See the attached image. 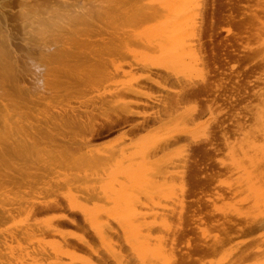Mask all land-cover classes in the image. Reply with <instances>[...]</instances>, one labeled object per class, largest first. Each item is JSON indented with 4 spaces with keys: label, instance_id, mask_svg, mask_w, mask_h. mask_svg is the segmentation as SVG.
Returning <instances> with one entry per match:
<instances>
[{
    "label": "bare ground",
    "instance_id": "6f19581e",
    "mask_svg": "<svg viewBox=\"0 0 264 264\" xmlns=\"http://www.w3.org/2000/svg\"><path fill=\"white\" fill-rule=\"evenodd\" d=\"M203 1V0H202ZM257 0H255V3H256ZM264 1V0H263ZM5 2V0H4ZM10 2V0H9ZM12 4H16L17 5V9L16 11H13L15 8H3L2 7H6V5H8V1H7V4L3 5V0L1 1L0 4H2L3 6H0V71L1 73L3 72L2 70H4V68L7 67V69H11L10 67L13 66L14 62L16 63V61H10L12 60L11 56V51L12 49H10V41L12 42V40H16V41H19L17 40L18 38L14 39L16 36L14 33L15 31L19 28L21 30V34L18 33V37H23L22 39H28L29 40H32L33 42V45L32 44H29L31 46V52L34 50L38 53V55H40L41 59L40 60H43L44 64H47L48 62V59L51 58V57H54L55 55L57 56V53H59V51L56 52H52L53 49L52 48V45L54 46L55 44H52V42H57L59 43L60 45H62L61 43H65L66 41H73L74 43L77 42V40H81L82 44H83V41L82 40H85L86 42H88L87 40H93L94 42H98L100 45H102L103 47L105 46V50L107 49L106 48V45H110L111 42L109 43H106L108 39V41H111V39H114L116 38L119 42H123V38H126L129 39H134L135 41L137 40L138 43H140L141 41H144L149 47H152L154 49H157L155 52H157V56H156V53L154 56V58H152L153 60V63H150V64H153L152 68L151 66L148 64H145V65H148L150 66L149 68L153 69V70H159V71H165L167 73H170L172 74L174 71H175V74L177 73H180L181 76L186 80V81H191V77L194 79V71H196L195 69V61H196V56L197 53L195 54L194 49L196 46H197V42L199 41V39L204 35L200 36L198 38V40H196L198 37V34L197 32L199 33L198 29L199 27H201V25H199L200 21L197 19L198 17L196 16L197 14V9L200 8V0H11ZM247 2V1H246ZM252 2V1H251ZM258 2V1H257ZM6 3V2H5ZM262 3V2H261ZM264 3V2H263ZM202 4V2H201ZM264 5V4H262ZM10 6V5H9ZM219 6V5H218ZM221 6V4H220ZM228 6V4H227ZM255 6V5H254ZM258 6V5H257ZM11 7V6H10ZM264 7V6H262ZM203 8L205 9V6H203ZM222 8V7H221ZM244 8V7H243ZM254 10L257 8V7H253ZM13 9V10H12ZM215 9V8H214ZM218 9V8H216ZM215 9V10H216ZM5 10H9L8 12L5 11ZM12 13L14 12V15L10 18L9 17V14L11 11ZM200 10V9H199ZM259 11V10H257ZM204 10H201V13H202V16H204L203 14ZM214 12V11H213ZM234 13V12H233ZM259 13V12H258ZM8 16H7V15ZM11 14V13H10ZM199 15L200 12H199ZM259 15H261V13H259ZM15 16V17H14ZM8 18V19H7ZM13 18H16L17 19V26L14 27L13 23L11 25L10 22H8L9 19H12ZM201 18V17H200ZM262 19H264L263 17H260ZM207 19V18H206ZM197 20L199 21V23H197ZM202 20V19H201ZM211 20V19H210ZM259 21V20H258ZM202 22V21H201ZM210 22V21H209ZM260 22H261V19H260ZM138 23H141L139 25V27L142 28V26L144 27L143 30H140V29H136V30H133L132 28H130L128 31H124V30H127V29H122L125 24H127L128 26H132V25H135L137 27ZM208 23V22H207ZM257 23V22H256ZM255 23V24H256ZM201 24V23H200ZM205 24V22H204ZM210 24V23H209ZM228 24V23H227ZM240 24V23H239ZM215 25V23H214ZM213 25V26H214ZM262 25V24H261ZM130 26V27H131ZM202 26H203V23H202ZM240 26V25H239ZM252 26V25H251ZM257 26V25H256ZM259 27H261L259 24H258ZM264 26V25H263ZM262 26V28H258V31L259 29H264V27ZM126 28V27H125ZM253 30L255 29V27H253ZM132 29V30H131ZM202 29V28H201ZM210 29V28H209ZM250 29V28H249ZM248 30V29H247ZM251 30V29H250ZM257 30V28L255 29ZM14 31V32H13ZM200 31H203V30H200ZM263 31V33H261ZM262 31H259L258 33H261L259 35H262L264 34V30ZM13 32V33H12ZM257 32V31H256ZM203 33V32H202ZM200 33V34H202ZM14 34V36H12ZM246 34V33H245ZM253 34V33H252ZM255 31H254V35H255ZM258 35V34H257ZM259 35L256 36L255 35V44L256 46L258 45V40H256L257 38H259ZM126 36V37H125ZM21 37H20V40H21ZM107 37V38H105ZM111 37V39H110ZM114 37V38H113ZM207 37V36H206ZM262 37V36H260ZM110 39V40H109ZM130 39V40H131ZM260 39V38H259ZM264 38L260 39V40H263ZM23 40V41H25ZM44 40H49V41H52L50 44L51 45H48L46 42H44ZM15 41V42H16ZM22 41V40H21ZM84 41V42H85ZM92 41V42H93ZM129 41V40H128ZM31 42V41H29ZM31 42V43H32ZM80 42V43H81ZM90 42V41H89ZM125 42V41H124ZM200 42L201 39H200ZM199 42V43H200ZM260 42V41H259ZM264 43V40L262 41ZM260 42V43H262ZM17 43V42H16ZM20 43V41H19ZM17 43V44H19ZM28 44V42H26ZM131 43L130 41L128 42V44ZM58 44V45H59ZM85 44V43H84ZM137 44V43H136ZM141 44V43H140ZM145 44V45H146ZM202 44V43H201ZM204 44V43H203ZM14 45V42L12 44V47ZM23 45V44H22ZM57 46H54L55 48H60L62 49L61 51L64 53L63 51V46H60L58 47ZM68 46V44H65V46ZM76 45V44H75ZM138 45V44H137ZM143 45V43H142ZM244 45V44H243ZM263 45V44H261ZM21 46V44H20ZM28 46V45H26ZM78 46V45H76ZM136 46V45H135ZM195 46V47H194ZM200 46H203V45H198L197 46V50L198 47L200 48ZM225 46V45H224ZM11 47V48H12ZM22 47V46H21ZM25 47V46H23ZM69 47V46H68ZM139 47H142L139 45ZM145 47V46H144ZM149 47L147 49H149ZM240 47V46H239ZM259 47V45L257 46ZM28 48V47H27ZM65 48V47H64ZM74 48V47H73ZM66 49V48H65ZM103 49V48H102ZM141 49V48H140ZM139 49V50H140ZM151 49V48H150ZM153 49V50H154ZM201 49V48H200ZM212 49V48H211ZM14 47H13V51H14ZM66 50H70L69 48H67ZM104 50V49H103ZM143 50V48H142ZM146 50V48H145ZM215 50V49H214ZM149 51V50H147ZM146 51V52H147ZM223 51V50H222ZM70 52V51H69ZM150 52V51H149ZM200 52V51H199ZM151 54L153 52H150ZM149 53V54H150ZM244 53V52H243ZM13 54V52H12ZM35 54V52H34ZM69 54V53H68ZM68 54H63V55H68ZM146 54V53H145ZM154 54V53H153ZM152 54V55H153ZM226 54V53H225ZM59 55V54H58ZM141 53H140V57H141ZM148 53L146 54V60H144L145 58H143V62L147 61V56ZM228 55V54H226ZM242 55V54H241ZM24 56V55H23ZM139 59H142L140 58ZM223 57V55H222ZM227 57V56H226ZM264 57V56H263ZM11 58V59H10ZM151 58V57H150ZM149 58V59H150ZM203 58V57H202ZM214 58V56H213ZM262 58V57H260ZM14 59H15V56H14ZM28 59V58H27ZM36 59V58H35ZM60 59V58H59ZM158 59H160V65L157 64ZM200 59V57H199ZM205 59V58H204ZM215 59V58H214ZM213 59V60H214ZM264 59V58H262ZM17 60V59H16ZM29 60H31L29 58ZM152 60H149L152 61ZM216 60V59H215ZM239 60V59H238ZM260 60V59H259ZM38 61V60H37ZM202 61V60H201ZM12 62V63H10ZM69 62V61H68ZM163 62V63H161ZM26 63V62H24ZM124 63V62H123ZM147 63V62H146ZM204 64V62H202ZM236 63V62H235ZM18 64V63H17ZM97 64V63H95ZM134 64V63H133ZM12 65V66H11ZM15 66H13L14 68H17L16 64H14ZM39 65V64H38ZM94 64H92L91 66L93 67ZM102 65V64H101ZM107 65V64H106ZM105 65V67H106ZM234 65V64H233ZM42 66V65H41ZM90 66V65H89ZM88 66V67H89ZM98 66V65H97ZM114 66V65H113ZM123 66V65H122ZM126 66V64H125ZM140 66V65H139ZM67 67V66H66ZM85 67V66H84ZM96 67V66H94ZM146 68V66H143V68ZM197 67V66H196ZM200 67V66H199ZM206 67V66H205ZM242 67V65H241ZM264 67V65H263ZM28 68V66H27ZM39 68V66H38ZM64 68V67H63ZM62 68V70H63ZM100 68V66L98 67ZM102 68H103V65H102ZM202 68V67H201ZM259 68V66H258ZM67 69V68H66ZM97 69V67H96ZM124 69V68H122ZM65 70V68H64ZM69 70V69H67ZM176 70L178 72H176ZM6 71V70H4ZM66 71V70H65ZM147 73L150 71V69H146ZM158 71V72H159ZM206 71V69L204 70V72ZM264 71V69L262 70ZM11 72V70H10ZM28 72V71H27ZM30 72V71H29ZM28 72V73H29ZM81 72V71H80ZM127 72V71H126ZM152 72V71H150ZM199 72V71H198ZM202 72V71H201ZM239 72V71H238ZM242 72V71H241ZM9 73V72H8ZM7 73V74H8ZM108 71L107 72H103L102 74V77L104 80H107V76L110 74L107 75ZM114 73V72H112ZM117 73V71H116ZM123 73V72H121ZM146 73V74H147ZM155 73V72H153ZM253 73V72H252ZM4 74V73H3ZM13 74V73H12ZM30 74V73H29ZM145 74V75H146ZM150 74V73H149ZM178 74V75H180ZM204 74V73H203ZM264 74V73H263ZM2 75V74H1ZM0 75V77H1ZM78 75V74H76ZM82 75V74H81ZM83 75H85L83 73ZM118 75V74H117ZM148 75V74H147ZM145 76V78H147L150 83H151V79L155 80V78H160L162 77V75L159 73H155L151 76ZM199 75V74H198ZM197 75V76H198ZM206 75V74H205ZM246 75V74H245ZM3 77H5L4 79H6V76L5 75H2ZM12 76V75H10ZM31 76V75H30ZM98 76V74H97ZM114 76V75H112ZM123 76V75H122ZM203 76V75H202ZM258 76V75H257ZM2 77V78H3ZM83 78V76H81ZM85 77V76H84ZM87 77V75H86ZM100 77V78H102ZM125 77V76H123ZM141 77V76H140ZM173 77V76H172ZM175 77V76H174ZM173 77V80H176V78L174 79ZM199 77V76H198ZM247 77V76H246ZM261 77V76H260ZM1 78V79H2ZM121 78V77H120ZM126 78V77H125ZM151 78V79H150ZM164 78V77H163ZM167 78V77H166ZM169 78H171V76H169ZM180 78V77H179ZM202 78V77H201ZM204 78V77H203ZM230 78V77H229ZM3 79V80H4ZM9 79V78H8ZM76 79V78H75ZM81 78L78 79L77 77V80H80ZM91 79V78H90ZM94 79V78H92ZM122 79V78H121ZM120 79V80H121ZM146 79V80H147ZM181 79V78H180ZM199 79V78H198ZM261 79V78H260ZM13 80V79H12ZM11 80V81H12ZM95 80V79H94ZM109 80V79H108ZM107 80V81H108ZM111 80V78H110ZM109 80V81H110ZM134 80V79H132ZM165 80V79H164ZM169 81V79H167ZM172 80V82H173ZM204 80V79H202ZM264 80V78H262V81ZM11 81H8V82H11ZM72 81V79H71ZM70 81V83H71ZM97 81V80H96ZM130 81V80H129ZM157 81V80H156ZM159 81V80H158ZM178 81H181V80H178ZM185 81V85H186V82ZM205 81V80H204ZM203 81V83H204ZM13 82V81H12ZM69 82V81H68ZM73 84H74V81H72ZM77 82V81H76ZM83 84L87 83L85 81H82ZM81 83L80 86H81ZM95 81H93L94 83ZM125 82V81H124ZM128 82V81H126ZM135 82V81H134ZM141 82V81H140ZM139 82V83H140ZM144 82V81H143ZM163 81H161L162 83ZM166 82V80H165ZM171 82V81H170ZM183 82V81H182ZM196 82V81H195ZM1 83V82H0ZM106 83V82H105ZM119 83V82H118ZM131 83V82H130ZM175 83V82H174ZM181 83V82H180ZM194 83V82H193ZM201 83V82H200ZM3 84V83H2ZM5 84V83H4ZM3 84V85H4ZM64 84V83H63ZM67 84V82L65 83ZM72 84V83H71ZM88 84V83H87ZM91 84V83H90ZM95 86L97 83H94ZM100 84V83H99ZM103 84V83H102ZM101 84V85H102ZM121 84V83H120ZM127 85V83H125ZM138 84V83H137ZM143 84V83H142ZM148 84V83H147ZM166 84V83H164ZM168 84V83H167ZM166 84V85H167ZM172 84V83H171ZM183 84V83H182ZM197 84H198V81H197ZM212 83H210L211 85ZM215 84V83H214ZM220 84V83H219ZM219 84H217L216 86H218ZM264 84V82H263ZM89 85V84H88ZM87 85V86H88ZM93 85V84H92ZM90 85L92 88L93 86ZM114 85V84H113ZM124 85V84H122ZM139 85V84H138ZM145 85V84H144ZM155 85V84H154ZM156 85L158 86L159 84L156 83ZM196 85V84H195ZM195 85H193V89H191V85L187 88L184 86V84L182 85V87L184 86L185 88H187L185 90L184 93L182 94H185V96H189L191 97V99L193 97L195 98H199L202 96V100H203V95L206 94H209V90H207L209 88V86L205 87V83L203 84L204 86H202L201 84V87L202 89L204 90H201L200 87H198V89L200 88V90H196L195 91V88L194 87ZM246 85V83H245ZM5 86V85H4ZM11 86H13L11 84ZM72 86V85H70ZM86 86V87H87ZM107 86V85H106ZM110 85H108L107 87H109ZM116 86V85H115ZM119 86V84H118ZM133 86V85H132ZM137 86V85H136ZM146 86V85H145ZM163 86V85H162ZM176 86V85H175ZM174 86V87H175ZM214 87V85L212 84L211 87ZM256 86V85H255ZM254 86V87H255ZM264 86V85H262ZM261 86V88H262ZM7 87V86H5ZM58 87V86H57ZM102 87V86H101ZM111 87V86H110ZM114 87V86H113ZM148 87V86H147ZM151 87V86H149ZM165 87V85L163 86ZM168 87V86H167ZM178 87V86H177ZM213 87L211 89H213ZM220 88H222V85L221 86H218ZM240 87V86H239ZM238 87V88H239ZM246 87V86H245ZM260 87V86H259ZM8 88V87H7ZM12 88V87H11ZM67 88V86H66ZM73 88V87H72ZM75 88V87H74ZM82 88V86H81ZM80 88V89H81ZM84 88V87H83ZM89 86H88V89L90 90ZM207 88V89H206ZM225 88V87H224ZM261 88H259V92H262L261 91ZM20 89V88H19ZM27 89V88H26ZM59 89V87H58ZM63 89V88H62ZM71 89V88H70ZM86 89V88H84ZM83 89V90H84ZM107 89V88H106ZM126 89V88H125ZM130 91H127V92H130L131 95H135V96H138V94L140 93V91H142L141 89L140 90H135L132 89V88H129ZM127 89V90H129ZM162 89V88H161ZM197 89V88H196ZM206 89V90H205ZM215 89V88H214ZM213 89V90H214ZM218 89V88H216ZM244 89V88H243ZM246 89V88H245ZM4 90V89H3ZM22 90V89H21ZM68 90V89H67ZM66 90V93H70V95L76 93V91L72 92L71 94V91H67ZM74 90V89H73ZM82 90V89H81ZM82 90V91H83ZM124 90V89H123ZM159 90V89H158ZM171 90V89H170ZM211 90V92L213 91ZM255 90V89H254ZM257 90V91H258ZM1 91V90H0ZM11 91V90H9ZM28 91V89H27ZM64 91V90H63ZM86 91V90H85ZM88 91V90H87ZM94 91V90H93ZM108 91H109V88H108ZM144 91V90H143ZM142 91V92H143ZM146 91V90H145ZM175 91V90H174ZM177 91V90H176ZM180 90L178 89V92ZM215 91H218V90H215ZM220 91L222 90H219V93H221ZM238 92V90H236ZM264 91V90H263ZM3 92V91H2ZM5 92L6 89H5ZM25 92V91H23ZM29 92V91H28ZM58 92L60 91H56V93H53V94H58ZM62 92V91H61ZM97 92V91H96ZM214 92V91H213ZM240 92L241 89H240ZM255 94L257 95L256 93V90L254 91ZM10 93V92H8ZM7 95H10L8 94ZM27 93V92H25ZM67 93V94H68ZM79 93V92H78ZM77 93V94H78ZM81 93V92H80ZM80 93L78 95H80ZM90 93H92V91L90 90ZM146 93V92H145ZM216 93V92H215ZM225 93V92H224ZM60 94V93H59ZM66 94V95H67ZM77 94H76V97H77ZM93 94V93H92ZM105 92H102V93H99V94H94L96 96L93 97L92 95V98H95L97 100V98H102L101 100L105 101L106 99V96H105ZM108 94V93H107ZM141 94H144V93H141ZM173 94V93H172ZM175 94V93H174ZM173 94V96H174ZM217 94V93H216ZM222 94V93H221ZM254 94V96H255ZM264 94V93H263ZM27 95V94H26ZM65 95V94H64ZM69 95V97H70ZM74 95L72 97H74ZM147 95V94H146ZM176 95V94H175ZM211 97V93L209 94ZM225 95V94H224ZM223 95V96H224ZM236 95V93H235ZM58 96V95H57ZM57 96H53L51 95V97H55L57 99ZM61 96V94L59 95ZM58 96V97H59ZM68 96V95H67ZM81 96V95H80ZM78 96V97H80ZM84 96V95H83ZM91 96V95H89ZM130 96V94H129ZM142 96V95H140ZM144 96V95H143ZM162 96V94H161ZM177 96V95H176ZM181 96V95H180ZM199 96V97H198ZM205 96V97H206ZM218 96H221L218 94ZM258 96H259V93H258ZM262 96V94H261ZM260 98L258 97L257 99H261V100H258L259 103H261L260 101H262V106L258 107V110L257 112L254 110L256 109H253L254 107L252 106V109H250V114L252 113H256L254 114L255 115V121L256 123H254V127L252 129H250L249 127H251V124L250 125H246L244 123V125H242V123L240 124L241 125V129H240V132L243 134L245 131L248 132V134L245 132L244 135L246 137L247 140L249 139H256V142L258 141V137H254L255 135H259V136H262L263 140H264V95H263V98ZM4 93H1L0 92V264H175L176 260L175 259V241H176V237L178 236V238L181 239V230L180 227L182 224H184L183 220H186L187 218H189L188 216L186 217V214H184V211H185V207L186 205H184V202H185V199H182L180 197V199L176 198L173 195L170 194L169 192V195L167 196H164V194H161L163 195L165 198H162V196L160 195V192L157 193V191H155L156 189H160L162 188V186H159V187H155V186H152L151 185V182L150 183H145V179H147V177H149V173L147 175V177L145 178L146 176V173L148 171L151 170L152 166L155 165V162L154 163H151L153 164L151 167H149L151 164H147L146 162L149 163V161L151 162V158L149 159V161H146L144 163V165H149V166H146V167H149V168H146L148 171L146 172L145 168H143L141 165L140 167V174H143V179L140 180L144 183L145 185L146 184H149V185H146L147 187V190H145L143 193L140 192V194H146L148 192L146 191H155V193L159 194L161 196V198H156L155 196H153L152 194H150L146 199L144 200H140L139 198L141 197H138L135 196L136 194V190L140 187V185L144 184V183H140V182H136L135 180V183L136 185H134L131 189L126 187L125 189L122 188V182L118 181L119 178H122L121 181H123V178L124 180L129 178L123 174V175H118L119 177H114V174H111V175H107L106 174L104 175L105 177L101 178L100 176L98 177L96 175L95 172H97L96 170L102 166V167H106L109 163L107 162V160L109 159H112L114 160L113 163L115 164V158L116 156H119L118 154H121L122 155V150L118 153V151H116L118 154H114L116 155L113 158H111V156L113 155L112 153H109L111 156H104L102 154V156H99L101 155L100 153L98 154L97 152H95V156L92 154L89 155V152L90 150L88 149L89 152H87V150L85 151V148H82L85 143L82 142L81 144L83 145L81 148L82 149H79V151H81L82 153L85 154V152L88 153V155H83L82 154L80 155L79 152L76 153L73 152L74 150L71 148V150L66 146V143L67 141H62L61 137V143L63 142L62 145H64L65 143V146H60V144H58L60 141L57 140L56 138V134L57 132H55V137H51L55 140V141H58L57 144L53 143L57 149V147H59L58 149H60V147H64L68 150H70L71 153V156H68L69 154H65L63 151L62 152H55L57 153L56 155V158L57 160L60 162V164H64L66 166V168H69V170L71 169L73 172H71L72 174V178L70 179H65L64 177L62 178V176L60 175L58 177V174H57V171H56V167L53 168L55 170H52L54 171V174H57L56 175V178L54 180V177L55 175L52 173V171H50L49 169V172L47 173H44L45 175H48L51 176L50 178H52L54 175V177L52 178L53 181L55 182V184H53L50 180V183L49 181L45 184H42V182L40 184H37L35 181L31 183L30 180L29 182L26 181V178L29 176L31 177H35L38 173H35L33 176L32 175H24L25 177H22V175L20 174L21 178H15L14 177V174L10 171V168L11 167L10 165H7V161H9L10 156L12 157V152L14 150V152H16L15 150H19L18 153L20 152V150L24 153H27L28 150H32L30 148H32L33 146H36V145H33L32 147L28 145H32V143H29L28 141L25 142L26 144H22L19 145L18 143V146L14 145L13 144V139L12 138V130H11V126L13 125H10V122L13 121V116H12V113L11 111L13 110H10L11 107L10 105H12L11 103L15 102V101H12L10 96H6L9 98V101L11 102L9 105L8 103L5 102V100H7L6 98H4ZM63 97V96H62ZM66 97V96H65ZM82 97V96H81ZM80 97V99H81ZM111 97V96H110ZM109 97V98H110ZM115 97V96H114ZM128 97V96H127ZM145 97V96H144ZM178 97V96H177ZM182 97V96H181ZM215 97V96H214ZM217 97V96H216ZM215 97V98H216ZM242 97V96H241ZM256 97V96H255ZM55 98H52L51 100L55 99ZM68 98V97H66ZM65 98V99H66ZM129 98V97H128ZM140 98V97H139ZM163 98V97H162ZM168 98V97H166ZM193 98V99H195ZM208 98V96H207ZM254 98V97H253ZM5 99V100H4ZM55 99V100H56ZM59 99V98H58ZM57 99V100H58ZM83 99V97H82ZM85 99V98H84ZM89 99V98H88ZM86 99L80 103H89ZM91 99V98H90ZM131 99H128L127 101L129 102ZM135 99H137L136 97H134V99L132 101H136ZM152 99V98H150ZM149 99V100H150ZM177 99H180L177 98ZM201 98H199L200 100ZM217 99V98H216ZM215 99V100H216ZM255 98V101L257 100ZM61 101L63 100L60 99ZM67 100V99H66ZM76 100V99H75ZM79 100V98H78ZM119 100V99H118ZM165 100V99H164ZM183 100V103H184V98H182ZM206 100V99H205ZM214 100V98H213ZM211 100V101H213ZM214 100V101H215ZM222 100V99H221ZM61 101L59 102V104L61 103ZM69 101V99H68ZM92 102V100H90ZM94 102H96L95 100H93ZM124 101V99H123ZM126 101V100H125ZM173 101V100H172ZM197 101V100H196ZM17 102V101H16ZM15 102V103H16ZM57 102V101H56ZM54 103L55 104H58V103ZM64 102V101H63ZM71 102V101H70ZM75 101H73L72 103H74ZM78 103V101H76ZM107 102V101H106ZM115 102V101H114ZM127 102V103H128ZM142 102V101H141ZM144 102L143 101V104L142 106L144 105ZM157 102V101H156ZM159 102V101H158ZM162 102V101H161ZM195 102V101H194ZM202 102V101H200ZM204 102V101H203ZM225 102V101H224ZM250 102V101H249ZM254 102V101H252ZM80 103H79V106H80ZM93 103V102H92ZM99 103V102H97ZM118 103V102H117ZM125 103V102H124ZM134 103V102H133ZM147 104H149L147 101H146ZM160 103V102H159ZM158 103V104H159ZM187 103V102H186ZM199 103V102H198ZM206 103V102H204ZM255 104L258 103V102H254ZM18 104V103H17ZM50 104V103H49ZM48 104V106H49ZM70 105L71 103H67V105ZM81 104V105H82ZM103 104H106V103H103ZM131 104V103H129ZM138 104V102L136 103L135 102V105ZM145 104V105H147ZM201 103H199L200 105ZM203 104V103H202ZM201 104V106H202ZM211 104V103H210ZM206 105L203 106L205 107V109H203L204 107L202 106H198L196 105V107H192L186 114L183 113L184 115H182V117L185 116V118H182V119H185L187 120V122H190L191 123V119H193V117L195 116V114H197L198 112H202V110H206V107L207 108H210L208 106H211L213 105V103L211 105ZM253 104V105H255ZM64 106L62 105L63 107L61 108H58V111L56 112V115L54 117L55 119V122L51 123L50 125L53 127L50 128L51 132L53 131V134H54V130L55 129H63L65 130V128H69L70 130L73 131L74 134H80L79 132H82L83 135L85 136V138H87L86 140L89 141L94 137V135L96 136V133H99L97 131H100V129H105L107 131V134H111L116 128H126V127H131L129 130L130 131H137L140 130L141 127H145L147 125H149L151 123V121H155L159 118H161V120H163V117H166L168 116V119H170L173 114H174V110H176V108L178 109L177 106H180L179 105V101L175 100L173 102H166V103H163L160 105V107H158L159 109H155V112L152 113V116H148L149 117H140L138 116L139 113H137L138 111H133L132 109H128L127 110H132V111H129V112H124V113H121L119 114V116L116 117V119L112 120V121H109V123H107V126H101L99 128H95L94 125H91V123L89 124L88 122H90V120L88 121L86 119V122H84L83 120V117L81 116V113H79L78 111V107L77 104H76V108L75 107H68V106ZM72 105V104H71ZM91 105V104H90ZM115 105V104H114ZM113 105V106H114ZM122 105V104H121ZM124 105V104H123ZM133 105V104H132ZM130 105V106H132ZM247 105V104H246ZM15 106V105H14ZM12 106V108L14 107ZM25 106V105H24ZM74 106V105H73ZM84 106V105H83ZM85 106H89L85 104ZM98 106V105H97ZM111 107V105H109ZM129 106V107H130ZM153 106V105H152ZM19 107V106H18ZM51 107H54V106H51ZM58 107V106H57ZM89 107H92L89 106ZM94 107V105H93ZM96 107V106H95ZM100 107V104L98 107L96 108H99ZM104 106H102L103 108ZM106 107V105H105ZM118 107V106H117ZM121 107V106H119ZM156 107V106H155ZM247 107V106H246ZM251 107V106H248V108ZM255 107V108H257ZM82 108H85V107H82ZM126 108V107H125ZM148 108V107H147ZM247 108V110H248ZM18 109V108H17ZM57 109V108H56ZM89 109V108H87ZM91 110H94V108H90ZM135 109V108H134ZM141 109V108H140ZM149 109V108H148ZM152 109V108H151ZM154 109V108H153ZM212 109V108H211ZM211 109H210V112H211ZM15 110V109H14ZM21 110V109H19ZM80 110V108H79ZM104 108L101 110L100 109V112L103 111ZM116 110V109H115ZM120 110V109H119ZM123 110V109H121ZM143 110V109H142ZM146 110V109H145ZM180 110V108H179ZM209 110V109H208ZM207 110V111H208ZM252 110V111H251ZM88 111V110H87ZM140 111V110H139ZM147 111V110H146ZM153 111V110H152ZM206 111V112H207ZM240 111H241V108H240ZM15 112V111H14ZM20 112V111H19ZM18 112V113H19ZM96 113V110L94 111ZM99 112V111H98ZM99 112V113H100ZM173 112V113H172ZM239 112V111H237ZM51 113V112H50ZM48 113V114H50ZM98 113V115H100ZM146 113V112H145ZM172 113V115H171ZM181 113V114H182ZM241 113V112H240ZM248 113H249V110H248ZM43 114H46V111L45 113ZM93 114V113H92ZM105 114V113H104ZM170 114V115H169ZM186 114V115H185ZM208 114H209V111H208ZM213 114V112H212ZM246 114V113H245ZM249 114V115H250ZM41 115V114H40ZM51 115V114H50ZM48 115L51 120V118H53V115ZM90 115V114H89ZM103 115V114H102ZM243 115V114H242ZM16 116V115H15ZM26 116V115H25ZM48 116H43L42 117H47ZM91 118L94 115H90ZM142 116V115H141ZM210 116V115H209ZM252 116V115H250ZM249 116V118H250ZM24 117V116H23ZM115 117V116H114ZM179 117V116H178ZM177 117V118H178ZM203 117V116H202ZM253 117V116H252ZM15 118V117H14ZM25 118V117H24ZM27 118V117H26ZM45 118V119H47ZM88 118H90L88 116ZM195 118V117H194ZM211 118V117H210ZM248 118V119H249ZM30 120V118H27V120ZM41 123H40V119L38 120V118H36L35 120H37V122L39 121V124H43L44 120L43 118H41ZM48 119V120H49ZM167 119V117H166ZM180 119V120H182ZM212 119V118H211ZM209 119V121L211 120ZM251 119V118H250ZM254 119V117H253ZM12 120V121H11ZM15 120V119H14ZM21 120V119H20ZM34 120V122H36ZM49 120V122H50ZM93 120V118H92ZM184 120V121H185ZM189 120V121H188ZM196 119H194L195 121ZM244 120V119H243ZM252 120V119H251ZM19 121V120H18ZM43 121V122H42ZM88 121V122H87ZM159 121V120H158ZM157 121V122H158ZM171 121V119H170ZM169 121V122H170ZM172 121H175V120H172ZM194 121H192V123H194ZM197 121V120H196ZM238 121V120H236ZM242 121V120H241ZM254 121V120H252ZM21 122V121H20ZM25 122V121H24ZM27 122V121H26ZM33 122V121H31ZM31 122H29L31 124ZM37 122L36 124H34V127L37 125ZM48 122V121H47ZM46 122V123H47ZM103 122V121H102ZM180 122V121H179ZM178 122V123H179ZM186 122V123H187ZM206 122V121H205ZM244 122V121H243ZM249 122V121H248ZM251 122V121H250ZM15 123V122H14ZM100 123V122H98ZM176 123V122H174ZM185 123V125H186ZM190 123H188L190 125ZM191 123V124H192ZM197 123V122H196ZM195 123V124H196ZM238 123V122H236ZM247 123V122H246ZM20 124V123H19ZM22 124V123H21ZM33 124V123H32ZM49 124V123H47ZM94 124V123H93ZM96 124V123H95ZM187 124V125H188ZM194 124V125H195ZM199 123H197L198 125ZM200 124H203V123H200ZM199 124V125H200ZM208 124V123H207ZM18 125V124H17ZM45 125V124H43ZM102 125V124H101ZM105 125V124H104ZM198 125V126H199ZM249 126V127H246V129H243L245 127L243 126ZM16 126V125H15ZM31 125L27 124V127ZM47 125H45L46 127ZM175 126H177L175 124ZM191 126V125H190ZM198 131H200L201 129H199L200 127H198ZM239 126V125H238ZM25 127V128H27ZM29 127V128H30ZM40 127V125H39ZM49 126H47L46 128H48ZM97 127V126H96ZM178 127V126H177ZM181 127V126H180ZM202 128H204L203 126H201ZM18 128V127H17ZM33 128V126H32ZM37 128V126H36ZM43 128V126H42ZM45 128V129H46ZM173 128H174V125H173ZM186 128V126H185ZM189 128V127H188ZM182 129L183 131L180 133V130H179V135H183L184 131L186 130L189 134V136L191 134H194V126L191 127L190 129ZM54 129V130H53ZM57 129V130H58ZM250 129V130H249ZM27 130V129H26ZM31 130V128H30ZM69 130V131H70ZM104 130V131H105ZM117 130V129H116ZM175 130V128H174ZM191 130H193L192 132L193 133H189L191 132ZM209 130V129H208ZM239 130V129H237ZM17 131V130H16ZM29 131V130H28ZM41 131H43L41 129ZM49 131V130H47ZM203 131V129H202ZM252 132L251 136H249V133ZM15 132V131H14ZM32 132V131H31ZM45 132V131H44ZM51 132L49 131V134H51ZM116 132V131H114ZM113 132V133H114ZM176 132V131H175ZM205 131L200 132L201 135H205L204 134ZM237 132V131H235ZM17 134L20 133V132H16ZM30 133V132H29ZM39 133V132H38ZM48 133V132H47ZM60 133V131H59ZM62 133V131H61ZM65 132H63L64 134ZM71 133V132H70ZM103 133V132H102ZM177 133V132H176ZM177 133V134H178ZM208 133V132H206ZM227 133V132H226ZM21 134H23L21 132ZM33 134V133H32ZM69 134V133H68ZM105 134V133H104ZM177 134H175L177 136ZM209 134V133H208ZM231 134V133H230ZM233 134V133H232ZM35 135L37 136V134L35 133ZM34 135V136H35ZM46 135V133H45ZM61 135V134H60ZM59 135V136H60ZM102 135V134H101ZM101 135L99 136V138L101 137ZM178 135V136H179ZM185 135V134H184ZM196 135V134H195ZM27 136V135H26ZM31 136V134L29 135ZM27 136V137H29ZM34 136L32 137H29L30 138H33ZM42 136V135H41ZM54 136V135H53ZM68 136V135H66ZM97 136V137H98ZM176 136H171L169 135V137H164L165 140L162 141V139L160 140V138L156 144H154V142H152L151 140H146V142L149 143V141L151 142L148 146H145L143 148H141V146L137 145L138 148L134 147L133 144L130 143V145H133L132 147H134L136 150V153L133 152V154L131 153V155H128V152L126 153L128 155V158H131L132 155L133 156V161L131 159V162H135V159L139 160L140 161V157L142 159V157H145L147 156L150 152H152L153 150H155L156 152V149L157 147L160 148V145L164 146V145H167L169 144L170 140L171 141H174L176 140ZM207 136V134L205 135ZM210 136V135H209ZM224 136L226 137V134H224ZM223 136V138H224ZM230 136V135H229ZM249 136V139L247 138ZM38 137V136H37ZM65 137V135H64ZM73 138L72 135H70V137L68 136V139L70 138ZM81 137V136H80ZM103 137V136H102ZM101 137V138H102ZM106 137V136H105ZM182 137V136H181ZM185 137V136H183ZM182 137V138H183ZM187 137V136H186ZM194 137V136H192ZM198 139H199V136L197 135ZM244 137V138H245ZM252 137V138H251ZM254 137V138H253ZM47 138H50V137H47ZM50 138V139H51ZM59 138V137H58ZM63 138V137H62ZM71 138V139H72ZM75 138V137H74ZM98 138V139H99ZM163 138V137H162ZM189 137H187L188 139ZM201 138V137H200ZM204 139L208 138V137H202ZM222 138V139H223ZM238 138V137H237ZM236 138V139H237ZM242 139L240 137V139H242L241 141H246L245 139ZM25 139V137H24ZM34 139V138H33ZM32 139V140H33ZM37 138H35L34 140L36 141ZM44 139V138H43ZM66 138V140H68ZM77 139V138H76ZM97 139V138H96ZM150 139V138H149ZM178 139V138H177ZM180 139V137H179ZM212 139V138H211ZM225 139V138H224ZM229 139V137H228ZM239 139V138H238ZM22 140V138L20 139ZM26 140V139H25ZM41 139L38 138V141H40ZM45 140V139H44ZM53 140V141H54ZM80 140V139H79ZM191 140V139H190ZM210 140V139H209ZM227 140V137L226 139ZM16 141V140H15ZM36 141L35 143L37 144ZM50 141V140H48ZM54 141V142H55ZM71 141V140H70ZM73 141V140H72ZM71 141V142H72ZM75 141H78V140H75ZM83 141V140H81ZM93 141V140H92ZM177 141V140H176ZM207 141V140H206ZM260 141V140H259ZM41 142V141H40ZM39 142V143H40ZM43 143L45 141H42ZM52 142V140L50 141ZM69 142V143H71ZM91 142V141H90ZM230 142V141H228ZM228 142H224L226 145ZM236 142V141H235ZM238 143H240V140L237 141ZM250 142V141H249ZM248 141H246V145L247 143L249 144V147L247 145V147H245V143L241 144V146L243 145L247 150H249L248 148H250V150L252 149L250 147V144L251 146H255V141H251L249 143ZM261 142V141H260ZM24 143V142H23ZM28 143V145H27ZM38 143V144H39ZM42 143V144H43ZM84 143V144H83ZM86 143V144H88ZM147 143V144H148ZM174 143V142H173ZM234 143V141H233ZM258 143V142H257ZM34 144V142H33ZM37 144V145H38ZM50 143V147L51 145H53ZM114 144V143H113ZM112 144V145H113ZM118 144V143H117ZM121 144V143H120ZM135 144V143H134ZM137 144V143H136ZM224 144V145H225ZM231 144H232V141H231ZM231 144H228L229 146ZM236 144V143H235ZM234 144V145H235ZM258 144H261L263 145V143H258ZM41 145V144H40ZM45 145V143H44ZM48 145V147H47ZM53 145V146H54ZM59 145V146H58ZM90 145V143H89ZM115 145V144H114ZM171 145V144H170ZM232 145V146H234ZM21 146V147H19ZM52 146V147H53ZM87 146V145H86ZM116 146V145H115ZM113 146V147H115ZM120 146V145H119ZM169 146V145H168ZM166 146V147H168ZM236 146V145H235ZM234 146V147H235ZM242 146V147H243ZM257 146V145H256ZM255 146V147H256ZM38 147V146H36ZM50 148L49 147V144L46 143V146L45 148ZM51 147V148H52ZM85 147V146H84ZM112 147V146H111ZM132 147L131 150L133 149ZM227 147V146H226ZM237 148L239 146H236ZM235 147V149H236ZM259 147V146H258ZM262 147V146H261ZM29 148V149H28ZM34 148V147H33ZM39 148V147H38ZM37 148V150H38ZM41 148L46 150L45 148L42 147L41 145ZM39 148V149H41ZM50 148V149H51ZM54 148V149H55ZM89 148V146H88ZM116 148H119L120 150V147H116ZM227 148H230V147H227ZM260 148V147H259ZM35 149V148H34ZM40 150L38 152V155H39V160L36 158V159H33L34 160H37L38 162L40 163H44L43 161H45L47 158H40V157H43L42 155V152L44 153V150ZM64 149V150H65ZM66 149V150H67ZM112 149V148H111ZM115 149V148H114ZM114 149L111 151V152H114ZM162 149V147L160 148ZM159 149V150H160ZM164 149V148H163ZM234 148H230V150H228V152L230 153L231 150H235ZM243 150V148H240ZM37 150H34V151H37ZM53 149H51L50 151H52ZM84 150V151H83ZM108 150V149H106ZM129 151V147L128 149L126 148L124 151L126 152ZM237 150V149H236ZM235 150V151H236ZM49 152V150H46V152ZM57 151V150H56ZM123 151V153H125ZM244 151V150H243ZM242 151V152H243ZM246 151V150H245ZM255 151V149H254ZM45 152V154H46ZM67 153V151H65ZM69 152V151H68ZM154 152V154H155ZM162 152V151H161ZM258 152V151H257ZM21 153V152H20ZM33 153V152H31ZM36 153V155H37ZM75 153V154H74ZM86 153V154H87ZM92 153V152H91ZM98 155H97V154ZM102 153V152H101ZM171 153V152H170ZM169 153V154H170ZM208 152H201V155L202 154H206ZM235 153V152H234ZM246 153V152H245ZM254 153V152H253ZM259 153V152H258ZM261 153V152H260ZM23 154V153H22ZM28 154V153H27ZM26 154V155H27ZM44 154V155H45ZM152 154V153H151ZM238 154L237 152L235 153V155ZM241 154V153H240ZM250 155V152L248 153ZM247 154V155H248ZM31 155V154H29ZM50 154H47L46 156H49ZM52 155V154H51ZM50 155V156H51ZM97 155V156H96ZM113 155V156H114ZM203 155V156H204ZM209 154H207L208 156ZM245 155V154H244ZM242 155V156H244ZM248 155V156H249ZM254 155L252 157H250L251 159L254 158ZM21 156V155H20ZM25 156V155H24ZM22 155V157H24ZM35 158V155H33ZM45 156V157H46ZM112 156V157H113ZM151 156V155H150ZM166 156V155H164ZM163 156V157H164ZM173 156V155H172ZM202 156V157H203ZM206 156V155H205ZM206 156V157H207ZM229 156V155H228ZM227 156V157H228ZM238 156V155H236ZM256 156V155H255ZM258 156V155H257ZM14 157V156H13ZM67 157H69L70 159H68L69 161H67ZM110 157V158H109ZM123 157L120 156V158ZM135 157V159H134ZM156 157V156H155ZM177 159H178V155L176 156ZM19 158V157H18ZM17 158V159H18ZM27 158H32V157H27ZM52 158V157H50ZM125 158H127L125 156ZM125 158L123 160H125ZM147 158V157H146ZM172 158V157H171ZM169 156L168 158H166V161L169 162V160H172ZM174 158V157H173ZM231 158V156H230ZM235 158V157H234ZM240 158V157H239ZM245 158V156H244ZM247 158V157H246ZM245 158V160H246ZM249 157L247 158V161L251 162L252 160L250 159ZM257 157H255L254 159H256ZM13 159V158H12ZM11 159V160H12ZM20 159H23V158H20ZM49 159V158H48ZM53 159V158H52ZM51 159V160H52ZM118 159V157H117ZM157 159V158H156ZM159 159V158H158ZM242 159V157H241ZM249 159V160H248ZM258 159V158H257ZM256 159V160H257ZM29 160V159H27ZM31 162H32V159H30ZM65 160V161H64ZM181 160V159H180ZM262 160V159H261ZM264 160V158H263ZM18 161V160H17ZM23 161V160H22ZM26 161V160H25ZM143 161V160H141ZM140 161V163H142ZM145 161V160H144ZM156 161V160H155ZM158 161V160H157ZM234 161V160H233ZM241 161V160H240ZM255 161V160H253ZM30 162V161H29ZM28 162V164H29ZM35 162V161H34ZM46 162H49V160ZM106 162L108 164H106ZM127 162V161H126ZM137 162V161H136ZM131 163L132 166L134 165L135 168L137 167L135 164H138V163ZM153 162V161H152ZM177 162V161H176ZM175 162V163H176ZM260 162V160H258V163ZM9 163V162H8ZM33 163V162H32ZM37 163V162H36ZM52 163V161H51ZM51 163H49L50 166H53L54 167V164L52 165ZM129 163V162H127ZM159 163H160V160H159ZM170 163V162H169ZM252 163V162H251ZM263 163V161H262ZM10 164V163H9ZM11 164H13L11 162ZM35 163H33L34 165ZM48 164V163H47ZM61 164L62 168L63 165ZM130 164V163H129ZM164 164V163H163ZM222 166L224 165L223 163H221ZM235 164V163H234ZM244 164V163H243ZM256 164V163H255ZM14 165H18V164H14ZM20 165V164H19ZM22 165V164H21ZM33 165H29L28 167L30 166H33ZM38 165V163H37ZM36 165V166H37ZM41 165V164H40ZM46 165V164H45ZM48 165V166H49ZM106 165V166H104ZM120 166V164H118ZM118 165H115L118 166ZM157 165V164H156ZM155 165V167H156ZM160 165V164H159ZM168 165V164H167ZM176 165V164H175ZM251 165V164H250ZM23 166V165H22ZM27 166V165H26ZM25 164H24V168L26 167ZM35 166V165H34ZM34 167L36 169H39V166L38 168L37 167ZM43 166V165H42ZM47 166V165H46ZM46 166L42 167V171H43V168H47ZM110 166H113V165H110ZM110 166H107V168H110ZM118 166V169L121 170L122 166L119 167ZM133 166V167H134ZM138 166V168H139ZM158 166V165H157ZM166 166V165H165ZM234 168L235 166L232 165ZM231 166V167H232ZM254 166V165H253ZM13 167V166H12ZM11 167V168H12ZM15 167V166H14ZM115 167H112L110 169H115ZM160 167V166H159ZM257 167V166H256ZM18 168V167H17ZM23 168V169H24ZM33 168V167H32ZM33 168V169H34ZM49 168V167H48ZM154 168V167H153ZM161 168V167H160ZM245 168V167H243ZM242 168V169H243ZM255 167H252L251 169V172L249 173V175L247 176V179L249 180V185H245V184H248L246 181H245V184L243 182V184L246 186H244L245 188L248 187V195L247 196H243L245 197L244 198V202L247 203V204H250V203H253L252 205H255L256 207L258 206H264V188H260L258 186H256L254 183L251 182V179L255 180L256 174L258 171L255 172ZM22 169V167H21ZM26 169V168H25ZM30 169V168H29ZM28 169V170H29ZM31 169V170H33ZM35 169V170H36ZM51 169V168H50ZM102 169V168H101ZM109 169V170H110ZM117 169V167H116ZM125 169V168H123ZM128 169V168H127ZM145 169V170H144ZM156 169V168H155ZM172 169V168H170ZM200 169V168H199ZM241 169V170H242ZM40 170V169H39ZM39 170H37L36 172H38ZM46 170V169H45ZM70 170V171H71ZM99 170V169H98ZM118 172L120 173L121 171ZM135 171V169L132 168V171ZM144 170V172H143ZM231 170V169H230ZM246 170V168L244 169V171ZM258 170V169H257ZM19 171V170H17ZM22 171V170H21ZM64 171H68L67 169H63V172ZM100 171V170H99ZM105 171V170H104ZM133 171V172H134ZM155 171V170H153ZM228 171V170H227ZM242 171V172H244ZM247 171V170H246ZM245 171V172H246ZM23 172V171H22ZM26 172V171H25ZM40 172V171H39ZM44 172V171H43ZM43 172H41V174L43 175ZM52 174H51V173ZM56 172V173H55ZM102 172V173H101ZM100 173L103 174V171H101ZM110 172H112L110 170ZM108 172V173H110ZM117 172V170L115 171ZM113 172V173H115ZM146 172V173H145ZM152 172V170H151ZM156 172V171H155ZM237 172V171H236ZM248 172V171H247ZM16 173V172H15ZM19 173V172H18ZM24 173V172H23ZM27 173V172H26ZM31 173V172H30ZM100 173H98L100 175ZM137 173V172H136ZM153 173V172H152ZM151 173V175H152ZM220 173V172H219ZM228 173H230L228 171ZM40 174L41 177H37V181L39 180L38 178H42V175ZM51 174V175H50ZM70 174L69 171L67 173V175ZM145 174V175H144ZM155 174V173H154ZM158 174V173H156ZM165 174V173H164ZM169 174V173H167ZM166 174V175H167ZM172 174V173H170ZM47 175V176H48ZM139 175V174H138ZM247 175V173H245V175L243 177H245ZM47 176H44L43 177H47ZM71 176V175H70ZM116 176V175H115ZM123 176V177H121ZM132 176V175H131ZM137 176V175H136ZM141 176V175H140ZM168 176V175H167ZM225 176V175H224ZM237 176V175H236ZM139 177V176H137ZM152 177V176H151ZM155 177V176H153ZM161 177V176H160ZM242 177V175L240 176ZM255 177V178H253ZM44 178V179H45ZM159 177H157L156 179H158ZM239 178V177H238ZM34 179V178H33ZM46 179H49V177H47ZM65 179V181L63 180ZM130 179V178H129ZM155 179V181H156ZM160 179V178H159ZM120 180V179H119ZM134 180V179H133ZM149 181V178L147 179ZM237 180V178L235 179ZM264 180V179H263ZM80 181H83L82 183H80ZM128 181V180H126ZM131 181H132V178H131ZM146 181V182H148ZM161 181V180H160ZM166 181V180H165ZM203 181V180H202ZM130 182V181H128ZM171 182V181H169ZM229 182V181H228ZM232 182V180H231ZM257 182V180H256ZM34 183V184H33ZM134 183V181L132 182ZM140 183V184H138ZM162 183V182H161ZM166 183V182H164ZM196 183V182H195ZM220 183V182H219ZM239 183V182H238ZM264 183V182H263ZM138 184V185H137ZM157 184V183H156ZM159 184V183H158ZM163 184V183H162ZM173 184V183H172ZM202 184V183H201ZM230 184L231 186L233 187H236V186H242V183L239 185L237 183H235V181L231 184L230 182L228 183ZM125 185V184H124ZM222 185V184H221ZM53 186H56L57 189L55 190L57 192L56 193H50L51 189ZM157 186V185H156ZM203 186V185H202ZM260 186V185H259ZM54 187V188H56ZM125 187V186H123ZM168 187V186H167ZM53 188V189H54ZM165 188V187H164ZM169 188V187H168ZM173 188V186H172ZM184 188V187H183ZM203 188V187H201ZM224 188V187H222ZM228 188V187H227ZM52 189V191H53ZM163 189V188H162ZM171 189V188H170ZM175 189V188H174ZM193 189V188H192ZM200 189V187H199ZM217 189V188H216ZM225 189V188H224ZM229 189V188H228ZM37 190H42L43 193H40V191H37ZM95 190L98 191V194L96 195V193L93 194V192H95ZM144 190V189H143ZM165 190H167V188H165ZM195 190V189H194ZM202 190V189H201ZM214 190V189H213ZM211 190V191H213ZM220 191V189H218ZM231 190V189H230ZM59 191L61 193V195H59ZM174 191V190H173ZM176 191V190H175ZM199 191V190H198ZM37 192L38 195H37ZM146 192V193H145ZM177 192V191H176ZM185 192V191H184ZM202 192V191H201ZM237 192V191H236ZM234 191V193H236ZM138 193V192H137ZM178 193V192H177ZM211 193V192H210ZM231 193V192H230ZM241 193V191H240ZM243 193V192H242ZM167 194V193H166ZM181 194V193H180ZM180 194L178 196H180ZM244 194V193H243ZM139 195V194H138ZM156 195V194H155ZM175 195H177L175 193ZM183 195V194H182ZM229 195V194H228ZM232 195V194H231ZM205 196V195H204ZM233 196V195H232ZM241 196V195H240ZM224 197V196H223ZM185 198V197H184ZM227 198V196H226ZM236 198V197H235ZM209 199V198H208ZM219 199V198H218ZM217 199V200H218ZM225 199V198H224ZM228 199V198H227ZM189 200V199H188ZM221 200V199H220ZM240 201V199H237V201ZM242 200V199H241ZM196 201V200H195ZM204 201V200H202ZM225 201V200H224ZM208 202V201H207ZM235 202V201H234ZM242 202V201H241ZM199 203V201H198ZM206 203V202H204ZM231 203V202H230ZM236 203V202H235ZM187 204V203H186ZM190 204V203H189ZM209 204V203H207ZM212 204V202H211ZM241 204V203H240ZM212 205H215V204H212ZM185 206V207H184ZM188 206V204H187ZM200 206V205H199ZM198 207L199 211H203L202 209L200 210V207ZM205 206V205H204ZM202 207L201 208H204L205 210V207ZM217 206V205H215ZM215 206L212 208L213 210L215 209ZM229 206V205H228ZM231 206V204H230ZM235 206V205H234ZM240 206V205H238ZM192 207V206H190ZM209 207H210V204H209ZM208 207V209H209ZM218 207V206H217ZM221 207V205H220ZM220 207L216 208L215 210L216 211H220L222 213V216L223 214L225 216H227L224 212V210ZM237 207V206H235ZM231 208V207H230ZM229 208V209H230ZM241 208V206L239 207ZM244 208V207H243ZM197 210V212L195 213L194 211H191L193 212L195 215L196 214H200V212ZM233 210V208H231ZM248 209V208H247ZM260 209V207H259ZM227 210V209H226ZM231 210V214L233 215V211ZM261 210V209H260ZM207 211V210H205ZM216 211H213V212H216ZM249 211V210H248ZM264 211V210H263ZM187 212V210H186ZM212 212V211H211ZM252 212L254 211H251L250 215L252 214ZM259 212V210H258ZM189 213V212H188ZM187 213V214H188ZM192 213V214H193ZM207 213V212H206ZM217 214L214 215L215 217L217 218H220V214L219 212H216ZM219 213V215H218ZM227 213V211H226ZM239 213V212H238ZM241 213V212H240ZM255 213V212H254ZM262 213V212H261ZM264 213V212H263ZM193 214V216H194ZM213 217V213H210ZM228 214V213H227ZM229 214V216L232 217V215ZM257 214V213H256ZM255 214V215H256ZM210 215V216H211ZM236 216V214H234ZM263 215V214H262ZM190 216V214H189ZM192 216V218H193ZM198 217V215H196ZM195 216V217H196ZM219 216V217H218ZM221 216V217H222ZM247 216V215H246ZM254 216V215H253ZM253 216L251 215L250 217L248 218H251L253 219ZM191 217V216H190ZM196 217V219H197ZM224 217V216H223ZM222 217V218H223ZM229 217V218H231ZM238 217V216H236ZM245 217V215H244ZM255 217V216H254ZM227 218V217H226ZM225 217L223 218V221L224 219H226ZM264 218V217H263ZM204 219V218H203ZM232 219H235L234 217ZM230 219V220H232ZM237 219V218H236ZM236 223L238 222V220H236ZM188 220V219H187ZM193 220V219H192ZM191 218H190V221H192ZM199 220V219H198ZM201 220V218H200ZM199 220V221H200ZM246 220V219H244ZM264 220V219H263ZM189 221V220H188ZM189 221V224L186 225V227H190V222ZM197 221V220H195ZM241 221V220H240ZM247 221V220H246ZM252 221V220H251ZM256 221V220H255ZM255 221L253 220V222L255 223ZM201 222V221H200ZM225 222V221H224ZM224 222L222 223V225L224 224ZM244 222V221H243ZM253 222H251V224H254ZM185 223H187V221H185ZM194 221H192L191 224H193ZM226 223V222H225ZM230 223V222H228ZM246 223V222H245ZM250 223V220L248 222V225ZM210 224V223H209ZM243 224V223H242ZM256 224V223H255ZM194 225V224H193ZM192 225V226H193ZM203 225V224H202ZM207 225V224H206ZM216 225V224H215ZM225 225V224H224ZM223 225V226H224ZM229 225V224H227ZM239 225V224H238ZM185 227V224L183 225ZM191 226V228H192ZM200 226V225H199ZM214 226V225H212ZM186 232H187V229L188 227L186 228ZM208 228H210L208 226ZM237 228V227H236ZM184 229V230H185ZM195 231L196 230H199V229H196L194 228ZM225 229V228H224ZM228 230V228H226ZM256 229V228H255ZM258 229V228H257ZM180 230V232H178ZM189 230H193V229H188ZM210 230V229H209ZM194 231V232H195ZM212 231H215V230H212ZM217 231V229H216ZM225 231V230H224ZM236 231V230H235ZM254 231V230H253ZM192 232V235L194 234L193 231ZM199 232V231H198ZM197 232V233H198ZM218 232V231H217ZM221 232V231H220ZM230 232V231H229ZM178 233V234H177ZM196 233V234H197ZM228 233V231H227ZM233 233V232H232ZM180 234V235H179ZM183 234V232H182ZM185 234V233H184ZM183 234V235H184ZM189 235H191L190 231L188 232ZM177 235V236H176ZM182 235V236H183ZM187 235V234H186ZM200 235V234H199ZM203 235V234H202ZM201 235V236H202ZM216 235H218L216 233ZM260 235V234H259ZM176 236V237H175ZM205 236H206V232H205ZM208 236V235H207ZM214 236V235H213ZM223 236V235H222ZM234 236V235H232ZM241 236V235H240ZM261 236H264V235H260ZM216 237V236H215ZM231 237V236H230ZM202 238V237H201ZM210 238V237H209ZM239 238V237H238ZM242 238V237H241ZM259 238V236H258ZM262 238V237H261ZM189 239H190V236H189ZM198 239V237H197ZM206 241L205 239L206 238H202L201 240ZM213 239V238H212ZM216 239V238H215ZM236 239V238H234ZM248 239V238H247ZM253 239V238H252ZM251 239V240H252ZM178 240V239H177ZM188 240V239H187ZM200 240V238H199ZM198 240V241H199ZM211 240V239H210ZM264 240V238H263ZM217 241V240H216ZM229 241V240H227ZM231 241V240H230ZM230 241H229V244H230ZM235 241V240H234ZM240 241V239H239ZM243 241V240H242ZM178 242V241H177ZM184 242L185 239H184ZM183 241H181L182 245H184ZM191 242V241H189ZM208 242V241H206ZM238 242V241H237ZM258 242V241H257ZM188 243V242H186ZM192 243V242H191ZM210 243V242H209ZM216 243V242H215ZM242 243V242H241ZM251 243V242H250ZM180 244V243H179ZM214 244V242H213ZM217 244V243H216ZM195 245V244H194ZM215 245V244H214ZM186 246H189V244ZM196 246V245H195ZM201 246V245H200ZM199 246V248H203L202 245L201 247ZM233 246V245H232ZM256 246V245H255ZM184 247V246H183ZM190 247L191 244H190ZM187 248V247H186ZM196 248L198 250V247H193V249ZM207 249V247L204 246V249ZM244 248V247H243ZM192 249V250H193ZM201 249H199L201 251ZM204 249L201 251L202 253L199 252V254H202L203 255V252L207 253V251H204ZM214 249V248H212ZM218 249V248H217ZM250 249V248H249ZM195 250V249H194ZM208 250V249H207ZM253 250V249H252ZM248 251V249H242L240 248L239 250L237 249V252H231V254L226 257L223 255V260L220 261V262H223V264H264V243H261L256 247L254 248V250L252 251ZM211 251V250H210ZM218 251V250H217ZM212 252H215L214 250H212ZM211 252V254L213 255V253ZM184 253V252H183ZM182 253V255H184ZM195 253H197L195 251ZM193 253V255L195 254ZM204 253V254H205ZM226 253V252H225ZM229 253V252H228ZM210 254V255H211ZM216 254V253H215ZM190 256H193L191 254H189ZM189 255H186V256H183V257H188ZM206 255V254H205ZM228 255V254H227ZM256 255L257 258H254L252 256ZM179 256V255H178ZM189 256V257H190ZM180 257V256H179ZM197 257V256H196ZM195 257V258H196ZM201 257V256H200ZM214 257V256H213ZM226 257V258H225ZM192 259V257H190ZM188 258V259H190ZM212 259V258H211ZM181 260V259H180ZM195 260V259H194ZM197 260V259H196ZM213 260V259H212ZM179 261V258L177 260V262ZM218 261V260H217ZM198 262V261H197ZM199 263V262H198ZM210 264V262H208ZM176 264H181V263H176ZM220 264V263H218Z\"/></svg>",
    "mask_w": 264,
    "mask_h": 264
},
{
    "label": "rangeland",
    "instance_id": "374dc122",
    "mask_svg": "<svg viewBox=\"0 0 264 264\" xmlns=\"http://www.w3.org/2000/svg\"><path fill=\"white\" fill-rule=\"evenodd\" d=\"M1 1L2 0H0V3H1ZM7 1H8V5H6V7L4 6V7H2V9L4 8H7V9H9V8H15L13 11H16V7H17V5L16 4H12V2H11V0H10V2H9V0H5V2H4V0H3V5H5V4H7ZM140 1V0H139ZM247 1V2H246ZM252 1V2H251ZM258 1V2H257ZM256 1V3H255V0H200V8H198L197 9V14H196V16L198 17L197 19L200 21V23H199V21L197 20V23H199V25H201V27H199V29H198V31H199V33L197 32V34H198V37H196L197 39L196 40H198V38L200 37V36H202L203 34V36L200 38L201 39V41L202 42H200V39H199V41L197 42L198 44H197V46L198 45H203V46H200V48L198 47V49L199 50H197L196 48H197V46L195 47V48H193L194 49V51L193 52H195V54L197 53V55L198 56H196L195 55V57H197L196 58V61H195V69H196V71H194V79L191 77V81H186L182 76H181V74L180 73H177V74H175V71L172 73V74H170V73H167V72H165V71H159V70H153V69H151L153 66V64H150V63H153V60H152V58H154V57H156L157 56V52H155L157 49H154V48H152V47H149L144 41H141L140 43H138V41L136 40H134V39H131V38H129V39H127L126 38V40H125V38H123V42H122V40H121V42H120V40H119V42H118V40L116 39V38H114V39H111V37H110V39H111V41H108V39H106L107 40V42L106 43H109V42H111L110 43V45H106V50H105V46L103 47L102 45H100L98 42H94L93 40H87L88 42H86L85 40H82L83 41V44H82V42H81V40H77V42L76 43H74L73 41H66L64 44L63 43H61L62 45H60L59 43H57V42H52V41H49V40H44V42H46L48 45H51L50 43L52 42V44H55L54 46H57L58 44V47H60V46H63L62 48H63V51H64V53L61 51L62 49H60V48H55L53 45H52V48L51 49H53L54 48V50H52V52H56L57 53V51H59V53H57V56L55 55L54 57H51V58H49L48 59V62H47V64H44V63H46V62H44L43 60H40L41 59V57H40V55H38V53L36 52V51H32L31 52V46L29 45V44H32L33 45V42H32V40H29L28 39V41H27V39L25 40V39H22L23 37H21V40H20V37H18L19 35H18V33H20L21 32V30L19 29V28H17L18 29V31L16 30L15 31V35L16 36H14V34L12 35V36H14L15 38L14 39H16V38H18L17 40H19L20 41V43H19V41H16V40H12V42L10 41V49H12V51H11V55H10V57L11 56H13V57H11L12 58V60H10V61H16V63L14 62V64H16V66H17V68H14L13 66H15L12 62H10V63H12L13 64V66L12 67H10L11 69V72H10V70L9 69H7V67L6 68H4V70H6V71H4V70H2L3 72L1 73V71H0V75L2 74V75H5L6 76V79H4L5 77H3L2 75H1V77H0V92L1 93H4V98H6L7 100H5V102L6 103H8V105L11 103L10 101L12 100V101H17L16 103L15 102H13V103H11L12 105H10V107H11V109L10 110H13V111H11V113H12V116H13V121L12 122H10V125H12L11 126V132H12V138H14L13 139V144L14 145H16V146H18V143H19V145H21L22 146V144H26L25 142H27L28 140V142L29 143H32V145H28V143H27V145L29 146V148H30V146L32 147L33 145H36V146H38L39 148H41V145H42V147L43 148H45V146H46V143L47 144H49V147H50V143L51 144H53V143H55V144H57L58 143V141H55L56 140V138H57V140H59L60 139V137H61V139H62V141H67V143H66V146L71 150V148L74 150L73 152H75L76 151V153H78L79 152V154L81 153L82 154V156L83 155H88V153L87 152H89L88 151V149L90 150V152H89V155L91 154H93L94 156H95V152H97L98 154L100 153L101 155H99V156H102V154L104 155V156H111L109 153H112L113 155L114 154H118L121 150H122V155H123V157H121L120 158V156H122L121 154H118L119 156H116V155H112L111 156V158H113L114 159V157L116 156V158H115V164L113 163V161L114 160H112V159H109V160H107V162L109 163H107L106 162V164H108L107 166H110V165H113V166H110V168H112V167H115V165H118V164H120V166H122L121 168V170H119L118 169V166H116L117 167V169H116V167H115V169H110V168H107V166L106 165H104V166H106V167H102V166H100L98 169L100 170H96L97 172H95L96 173V175L99 177H101V178H103V177H105L104 175L106 174V176L107 175H111V174H114V177H119L118 175H125L126 176V178H127V176L130 178H127V179H125L124 180V178H123V181H121V179L122 178H119L118 179V181H120V182H122V188L123 189H125L126 187H128V188H132L134 185H136V183H135V180H136V182L138 181V182H140L141 184L142 183H144V181H145V183H150L151 182V185L152 186H155V187H159V186H162V188H161V190L160 189H156L155 191H157V193L158 192H160V195L161 194H164V196H167V195H169V192H170V194L171 195H173L174 194V196L176 197V198H178V199H180V197L182 198V199H185V202H184V205H186V207H185V211H184V214H186V217L188 216L189 218H187L189 221H190V218H191V220L192 221H194V225L193 224H191L192 223V221H190L191 223H190V227H188V229H193V230H189L190 231V233H191V235H189L188 234V229H187V232H186V229H185V227H186V225L187 224H189V221L186 219V220H183L184 222V224H185V227L183 226L184 224H182L181 225V227H180V229L181 230H183V231H181V239L180 238H178V236L176 237L177 239H176V241H175V259H177L178 260V258H179V263H181V264H209L208 262H210V264H218V263H220V264H223V262H220V261H222L224 258H223V255L224 256H226V257H228L230 254H231V252H237V249L239 250L240 248H242V249H248V251H250V250H254V248H256L259 244H260V242L261 243H264V240H263V238H264V236H261L260 237V235H264V206L262 207V206H259L260 207V209H259V207L257 206H255V205H252L253 203H250V204H247V203H245L243 200H244V198L245 197H243V196H247L248 195V187L247 188H245L247 185H249V180L247 179V176L249 175V173L251 172V168L252 167H255L254 169H255V172L254 173H256V171H258L256 174H254V175H256V176H258V177H256V179L255 180H253V179H251V182L252 183H254L256 186H258V187H260V188H264V160H263V158H264V140L262 139L263 137L262 136H257V135H253V134H251L252 132H250L249 133V136H251V135H253L254 137H258V143H263V145H261V144H258L257 142H256V139H254V140H252V139H249V136L247 137L249 140H247L246 139V137H245V135H244V133L246 132H244L243 134L240 132V129L242 128L241 127V123H242V125H244V123L246 124V125H250L251 124V127H249V126H243V127H245V128H243V129H246V127H249L250 129H252L253 127H254V123H256V121H255V115L254 114H256V113H252V114H250V109H252V106L254 107H261L262 106V101H260L261 103H259V101L258 100H261V99H257L258 97L260 98V96H261V94H262V96H261V98H263V93H264V86H262V85H264L263 84V82H264V80L262 81V78H264V71H262L263 69H264V67H263V65H264V59H262V58H264L263 56H264V43L262 42L263 40H260V39H262V38H264V34H262V35H259V34H261V33H263V31L262 30H264V29H259V31H262L261 33H258L259 31H258V28H262V26L264 25V19H262V18H260V17H263L264 18V7H262V6H264V5H262V4H264L263 2V0H257ZM201 2H202V4H201ZM262 2V3H261ZM220 4H221V6H220ZM227 4H228V6H227ZM2 4H0V6H3ZM11 7H10V6ZM219 5V6H218ZM255 5V6H254ZM258 5V6H257ZM203 6H205V9L203 8ZM9 7V8H8ZM222 7V8H221ZM244 7V8H243ZM253 7H257L255 10H254V8ZM216 8H218V9H215ZM200 9V10H199ZM201 10H204V12H203V14H204V16H202V13H201ZM257 10H259V11H257ZM5 11H9V10H5ZM11 11V10H10ZM214 11V12H213ZM199 12H200V14L201 15H199ZM234 12V13H233ZM261 13V15H259V13ZM11 13V14H10ZM10 13H8L9 14V17L12 15H14V12L12 13V11L10 12ZM7 15V14H6ZM8 16V15H7ZM11 16V17H12ZM10 17V18H11ZM15 17V16H14ZM201 17V18H200ZM207 18V19H206ZM8 19V18H7ZM202 19V20H201ZM211 19V20H210ZM260 19H261V22H260ZM259 20V21H258ZM202 21V22H201ZM210 21V22H209ZM8 22H10L11 23V25H12V23H13V25H14V27H16L17 26V19L16 18H13V20L12 19H9L8 20ZM204 22H205V24H204ZM208 22V23H207ZM257 22V23H256ZM202 23H203V26H202ZM210 23V24H209ZM214 23H215V25H214ZM228 23V24H227ZM240 23V24H239ZM256 23V24H255ZM141 23H138V25H137V27L135 26V25H130V26H128L127 24H125V26L122 28L123 30L124 29H127L128 27V29L127 30H124V31H128L130 28H132L133 30H136V29H140L141 27H139V25H140ZM258 24L261 26V27H259L258 26ZM262 24V25H261ZM12 25V26H13ZM214 25V26H213ZM240 25V26H239ZM253 27H255V29L257 28V30H253V28H252V26ZM257 25V26H256ZM126 27V28H125ZM264 27V26H263ZM142 28L144 29V27L142 26ZM140 29V30H143V29ZM202 28V29H201ZM210 28V29H209ZM251 30H250V29ZM131 29V30H132ZM248 29V30H247ZM200 30H203V31H200ZM254 31H255V35L256 36H258L259 35V38H257L256 40H258V45H259V47H257L256 46V44H255V35H254ZM257 31V32H256ZM14 32V31H13ZM12 32V33H13ZM129 32V31H128ZM203 32V33H202ZM200 33H202V34H200ZM246 33V34H245ZM253 33V34H252ZM21 34V33H20ZM258 34V35H257ZM200 35V36H199ZM207 36V37H206ZM260 36H262V37H260ZM126 37V36H125ZM105 38H107V37H105ZM109 39V40H110ZM131 39V40H130ZM23 40H25V41H23ZM131 42V43H129L128 44V42L129 41ZM17 43H19V44H17ZM29 41H31V42H29ZM85 41V42H84ZM90 41V42H89ZM93 41V42H92ZM125 41V42H124ZM262 42V43H260V42ZM13 42H14V45H13V47H14V51H13V47H12V44H13ZM26 42H28V44L26 43ZM81 42V43H80ZM200 42V43H199ZM85 43V44H84ZM138 45H137V44ZM142 43H143V45H142ZM202 43V44H201ZM204 43V44H203ZM20 44H21V46H20ZM23 44V45H22ZM65 44H68V46L66 45L65 46ZM78 45V46H76V45ZM146 44V45H145ZM244 44V45H243ZM261 44H263V45H261ZM26 45H28V46H26ZM136 45V46H135ZM139 45L140 46H142V47H139ZM225 45V46H224ZM23 46H25V47H23ZM145 46V47H144ZM240 46V47H239ZM12 47V48H11ZM28 47V48H27ZM67 49V48H69L70 50H66L65 48ZM74 47V48H73ZM149 47V49H147ZM104 50H103V49ZM141 48V49H140ZM142 48H143V50H142ZM145 48H146V50H145ZM151 48V49H150ZM212 48V49H211ZM140 49V50H139ZM154 49V50H153ZM215 49V50H214ZM147 50H149L150 52H153L152 54L149 52V51H147ZM223 50V51H222ZM70 51V52H69ZM147 51V52H146ZM200 51V52H199ZM12 52H13V54H12ZM34 52H35V54H34ZM244 52V53H243ZM69 53V54H68ZM140 53L142 54L141 55V57H140ZM148 53V55L147 56H149V57H147V61H145V62H143L144 60H146V54ZM150 53V54H149ZM155 53H156V56H154L155 55ZM228 54V55H226V54ZM59 54V55H58ZM63 54H68V55H63ZM242 54V55H241ZM24 55V56H23ZM222 55H223V57H222ZM14 56H15V59H14ZM213 56H214V58L216 59H214L213 58ZM227 56V57H226ZM139 57L140 58H142V59H139ZM151 57V58H150ZM199 57H200V59H199ZM203 57V58H202ZM260 57H262V58H260ZM10 58V59H11ZM28 58V59H27ZM29 58L31 59V60H29ZM36 58V59H35ZM60 58V59H59ZM143 58H145L144 60H143ZM150 58V59H149ZM205 58V59H204ZM17 59V60H16ZM214 59V60H213ZM239 59V60H238ZM260 59V60H259ZM38 60V61H37ZM149 60H152V61H150L149 62ZM160 59H158V61H159ZM202 60V61H201ZM69 61V62H68ZM161 61V60H160ZM160 61L159 62H157V64L158 65H160ZM24 62H26V63H24ZM124 62V63H123ZM147 62V63H146ZM202 62H204V64L202 63ZM236 62V63H235ZM18 63V64H17ZM95 63H97V64H95ZM134 63V64H133ZM149 63V65L151 66V68H149L150 66H148V65H145V64H148ZM161 63H163V62H161ZM39 64V65H38ZM92 64H94L93 65V67L91 66ZM103 65V68H102V65ZM107 64V65H106ZM125 64H126V66H125ZM234 64V65H233ZM42 65V66H41ZM90 65V66H89ZM98 65V66H97ZM105 65H106V67H105ZM114 65V66H113ZM123 65V66H122ZM140 65V66H139ZM241 65H242V67H241ZM27 66H28V68H27ZM38 66H39V68H38ZM67 66V67H66ZM85 66V67H84ZM89 66V67H88ZM94 66H96L97 67V69H96V67H94ZM100 66V68H98ZM143 66H146V68L144 67L143 68ZM197 66V67H196ZM200 66V67H199ZM206 66V67H205ZM258 66H259V68H258ZM65 68V70H64V68ZM202 67V68H201ZM62 68H63V70H62ZM69 69V70H67V69ZM122 68H124V69H122ZM146 69H150V71H152V72H148L147 73V71H146ZM206 69V71L204 72V70ZM30 73H28V72ZM81 71V72H80ZM108 71V73H107V75L109 74V72H110V74L107 76V80L109 79L110 80V78H111V80L109 81H107V80H104L103 79V77H102V74H103V72L105 73V72H107ZM116 71H117V73H116ZM127 71V72H126ZM159 71V72H158ZM199 71V72H198ZM202 71V72H201ZM239 71V72H238ZM242 71V72H241ZM9 72V73H8ZM112 72H114V73H112ZM121 72H123V73H121ZM153 72H157L158 74L160 73L161 75H162V77H161V79L160 78H155V76L153 77L152 75L153 74H155V73H153ZM176 72H178L177 70H176ZM253 72V73H252ZM4 73V74H3ZM8 73V74H7ZM13 73V74H12ZM83 73L85 74V75H83ZM102 73V74H101ZM148 75H147V74ZM150 73V74H149ZM204 73V74H203ZM76 74H78V75H76ZM82 74V75H81ZM97 74H98V76H97ZM118 74V75H117ZM147 76H151V77H153V78H155V80L153 79H151V83H150V81L147 79V78H145V76L146 75ZM178 74H180V75H178ZM199 74V75H198ZM206 74V75H205ZM246 74V75H245ZM10 75H12V76H10ZM31 75V76H30ZM86 75H87V77H86ZM112 75H114V76H112ZM125 76V77H123V76ZM199 77H198V76ZM203 75V76H202ZM258 75V76H257ZM81 76H83V78L81 77ZM85 76V77H84ZM141 76V77H140ZM169 76H171V78H169ZM174 77V79L176 78V80H173V77ZM247 76V77H246ZM261 76V77H260ZM3 77V78H2ZM77 77H78V79L79 78H81L80 80H77ZM100 77H102V78H100ZM122 79H121V78ZM164 77V78H163ZM167 77V78H166ZM181 79H180V78ZM202 77V78H201ZM204 77V78H203ZM230 77V78H229ZM2 78V79H1ZM9 78V79H8ZM76 78V79H75ZM91 78V79H90ZM92 78H94V79H92ZM199 78V79H198ZM261 78V79H260ZM4 79V80H3ZM13 79V80H12ZM71 79H72V81H74V84H73V82L71 81ZM121 79V80H120ZM132 79H134V80H132ZM147 79V80H146ZM166 80V82H165V80ZM167 79H169V81L167 80ZM202 79H204V80H202ZM13 82H12V81ZM97 80V81H96ZM130 80V81H129ZM157 80V81H156ZM159 80V81H158ZM172 80H173V82H172ZM178 80H181V81H178ZM8 81H11V82H8ZM69 81V82H68ZM70 81H71V83H70ZM77 81V82H76ZM82 81H85V82H87V83H85V84H83V82ZM93 81H95L94 83H97L96 84V86H95V84L93 83ZM125 81V82H124ZM126 81H128V82H126ZM135 81V82H134ZM141 81V82H140ZM144 81V82H143ZM161 81H163L162 83H161ZM171 81V82H170ZM183 81V82H182ZM185 81L187 82L186 83V85H185ZM196 81V82H195ZM197 81H198V84H197ZM203 81H204V83H205V86L203 85L204 83H203ZM67 82V84H65ZM82 82V84H81V86H82V88H81V86H80V84L79 83H81ZM106 82V83H105ZM119 82V83H118ZM131 82V83H130ZM140 82V83H139ZM175 82V83H174ZM181 82V83H180ZM194 82V83H193ZM201 82V83H200ZM5 85V86H7V87H5L3 84ZM64 83V84H63ZM91 83V84H90ZM100 83V84H99ZM103 83V84H102ZM121 83V84H120ZM125 83H127V85L125 84ZM139 85H138V84ZM143 83V84H142ZM148 83V84H147ZM156 83L157 84H159L158 86L156 85ZM164 83H168L167 85L166 84H164ZM172 83V84H171ZM184 84V86L185 87H189L190 85L192 86L191 87V89H193V85H195L194 87H196L195 88V91L197 90H200V88H201V90H204V89H202V87H201V84H202V86H204V88L207 86H209L210 85V83H212L213 85H214V87H213V89H211L212 87H211V85L209 86V88L207 89V90H209V94L211 93V97H209L210 95L209 94H207V96H208V98H207V96H206V94L205 95H203V100H202V96L201 97H199V98H201L200 100H199V98L197 99V98H195V97H193V98H195V99H191V97H189V96H185V94H182V93H184L185 92V90L188 88H185L184 86V88H185V90H184V88L182 87V85ZM215 83V84H214ZM220 83V84H219ZM245 83H246V85H245ZM11 84L13 85V86H11ZM93 84V85H92ZM102 84V85H101ZM114 84V85H113ZM118 84H119V86H118ZM122 84H124V85H122ZM146 86H145V85ZM155 84V85H154ZM217 84H219L218 86H221L222 85V88H220V87H218V86H216ZM70 85H72V86H70ZM89 86V88L91 87L90 85H92L93 87L92 88H90V90L92 91V93H90V90L88 89V86ZM108 85H110L109 87H107ZM116 85V86H115ZM133 85V86H132ZM137 85V86H136ZM165 85V87H163V86ZM176 85V86H175ZM197 85H198V87H200L199 89H198V87H197ZM256 85V86H255ZM59 87V89H58V87ZM66 86H67V88H66ZM87 86V87H86ZM102 86V87H101ZM114 86V87H113ZM148 86V87H147ZM149 86H151V87H149ZM168 86V87H167ZM175 86V87H174ZM178 86V87H177ZM240 86V87H239ZM246 86V87H245ZM255 86V87H254ZM260 86V87H259ZM261 86H262V88H261ZM12 87V88H11ZM73 87V88H72ZM75 87V88H74ZM86 88V89H84V88ZM225 87V88H224ZM239 87V88H238ZM20 88V89H19ZM28 89V91H27V89ZM63 88V89H62ZM71 88V89H70ZM83 90H81V89ZM107 88V89H106ZM108 88H109V91H108ZM126 88V89H125ZM129 88H132V89H136V90H144L143 92L142 91H140V93L138 94V96H135V95H131V93L130 92H127V91H130V89ZM162 88V89H161ZM216 88H218V89H216ZM244 88V89H243ZM246 88V89H245ZM259 88H261V91L262 92H259ZM4 89V90H3ZM5 89H6V91L7 92H5ZM22 89V90H21ZM68 89V90H67ZM74 89V90H73ZM124 89V90H123ZM127 89H129V90H127ZM134 89V90H135ZM159 89V90H158ZM171 89V90H170ZM178 89L180 90L179 92H178ZM205 89V90H206ZM240 89H241V91L242 92H240ZM256 90V93H257V95L255 94V90ZM259 89V90H258ZM9 90H11V91H9ZM64 90V91H63ZM66 90L67 91H69L70 92V90H72L71 91V94H72V92H74V91H76V93H75V95L74 94H72V95H70V93H66ZM86 90V91H85ZM88 90V91H87ZM94 90V91H93ZM146 90V91H145ZM175 90V91H174ZM177 90V91H176ZM200 90V91H201ZM211 90H213L212 92H211ZM215 90H218V91H215ZM219 90H222V91H220L221 93H219ZM236 90H238V92L236 91ZM258 90V91H257ZM3 91V92H2ZM23 91H25V92H27V93H25V92H23ZM56 91H60V92H58V94H53V93H56ZM62 91V92H61ZM97 91V92H96ZM8 92H10V93H8ZM80 93V95L83 97V99H82V97L80 96V95H78L79 93ZM102 92H105L106 94H105V96H106V99H105V101H103V100H101L102 98H97V100L95 99V98H92V95H93V97L94 96H96V95H94V94H99V93H102ZM146 92V93H145ZM182 92V93H181ZM217 94H216V93ZM225 92V93H224ZM7 93L8 94H10V95H7ZM61 94V96H59L60 94ZM78 93V94H77ZM108 93V94H107ZM141 93H144V94H141ZM174 94V96H173V94ZM235 93H236V95H235ZM258 93H259V96H258ZM27 94V95H26ZM65 94V95H64ZM68 96H67V95ZM76 94H77V97H76ZM129 94H130V96H129ZM147 94V95H146ZM161 94H162V96H161ZM218 94L219 95H221V96H218ZM225 94V95H224ZM254 94H255V96H254ZM51 95H53V96H57V99L55 98V97H51ZM69 95H70V97H69ZM74 95V97H72ZM84 95V96H83ZM89 95H91V96H89ZM140 95H142V96H140ZM145 97H144V96ZM182 97H181V96ZM224 95V96H223ZM6 96H10V98H11V100L9 101V98L8 97H6ZM63 96V97H62ZM68 97V98H66V97ZM78 96H80L81 97V99H80V97H78ZM111 96V97H110ZM115 96V97H114ZM129 98H128V97ZM206 96V97H205ZM217 98H215V97ZM242 96V97H241ZM97 97V96H96ZM110 97V98H109ZM130 97L131 98H133L134 99V97H136L137 99H135L136 101H132L133 99H131L129 102L127 101L128 99H130ZM140 97V98H139ZM163 97V98H162ZM166 97H168V98H166ZM180 97V99H177V98H179ZM254 97V98H253ZM52 98H55V99H53V100H51ZM63 98H64V100H63ZM67 100H66V99ZM78 98H79V100H78ZM85 98V99H84ZM89 98V99H88ZM91 98V99H90ZM150 98H152V99H150ZM182 98H184V103H183V100H182ZM213 98H214V100H213ZM255 98L257 99L256 101H255ZM60 99H62L63 101H61ZM68 99H69V101H68ZM76 99V100H75ZM86 99H88L87 101L89 102V103H80V102H82V101H84V102H86L85 100ZM119 99V100H118ZM123 99H124V101H123ZM150 99V100H149ZM165 99V100H164ZM206 99V100H205ZM222 99V100H221ZM90 100H92V102L90 101ZM93 100H95L96 102H94ZM126 100V101H125ZM175 101V100H177V101H179V105L180 106H177L178 107V109L176 108V110H174L173 112H174V114L172 115V113H171V115L172 116H170L171 118V121H170V119H168V116H166L167 117V119H166V117H163V120H161V118H159V119H157L156 121H155V123H154V121H151V123L149 124V125H147V126H145V127H141L140 128V130H138L137 129V131H130L129 129L131 128V127H124V128H116L114 131H116V132H112L111 134H107V131L105 130V129H100V131H97V132H99V133H96V136L94 135V137L95 138H93V139H91L90 141H89V143H90V145H89V143H88V141L86 140L87 138H85V136L83 135V133L82 132H79L80 134H82V135H80L79 136V134H74L73 133V131L72 130H70L69 128H65V130H63V129H61V130H59L58 128V130L57 129H53L54 130V134H53V131L51 132V130H50V128H52L53 127V125L51 126L50 124L51 123H53V122H55V119H54V117H55V115H56V112L58 111V108H61V107H63L62 105H64V106H66L67 105V103L69 102V103H71L70 105L68 104L67 106L68 107H77V106H79V103H80V106L78 107V111H79V113H81V116L83 117V120H84V122H86V119L89 121L90 120V122H88L89 124L91 123V125H94L95 126V128L97 129V128H99V127H101V126H107V123H109V121H112V120H114V119H116V117L117 116H119V114H121V113H124V112H129V111H138L137 113H139V115L138 116H140V117H149V116H152V113L153 112H155V109L157 108V109H159L158 107H160V105L161 104H163V103H166V102H173V101ZM197 100V101H196ZM211 100H213V101H211ZM57 101V102H56ZM61 101V103L59 104V102ZM71 101V102H70ZM73 101H75L74 103H72ZM76 101H78V103L76 102ZM107 101V102H106ZM115 101V102H114ZM142 101V102H141ZM143 101H145L144 102V105L142 106V104H143ZM146 101L149 103V104H147L146 103ZM157 101V102H156ZM160 103H159V102ZM162 101V102H161ZM195 101V102H194ZM200 101H202V102H200ZM206 102V103H204V102ZM225 101V102H224ZM250 101V102H249ZM252 101H254V102H258V103H254V102H252ZM58 103V104H55L54 105V103ZM97 102H99V103H97ZM118 102V103H117ZM125 102V103H124ZM128 102V103H127ZM134 102V103H133ZM135 102L137 103L138 102V104H136L135 105ZM187 102V103H186ZM203 103L204 104V106H206V105H209L210 103L212 104L213 103V105H212V107L211 106H208V107H210V108H207L206 107V110H202V112H198L197 114H195V118L193 117V119H191V123H192V121H194V119H196L195 121H194V123H190V122H187V120H185V119H182V118H185V116L184 117H182V115H184L183 113H185L186 112V114H187V112L192 108V107H196V105H198V106H201V104L199 105V103ZM18 103V104H17ZM50 103V104H49ZM103 103H106V104H103ZM129 103H131V104H129ZM159 103V104H158ZM48 104H49V106H48ZM76 104H77V106H76ZM82 104V105H81ZM85 104L86 105H88L89 104V106H91L92 105V107H89V106H85ZM91 104V105H90ZM99 104H100V107L99 108H96V107H98L99 106ZM115 104V105H114ZM122 104V105H121ZM124 104V105H123ZM133 104V105H132ZM145 104H147V105H145ZM203 104H202V106H203ZM210 104V105H211ZM247 104V105H246ZM253 104H255V105H253ZM15 105V106H14ZM25 105V106H24ZM74 105V106H73ZM84 105V106H83ZM93 105H94V107H93ZM98 105V106H97ZM105 105H106V107H105ZM109 105H111V107L109 106ZM114 105V106H113ZM130 105H132V106H130ZM153 105V106H152ZM12 106H14L13 108H12ZM19 106V107H18ZM51 106H54V107H51ZM58 106V107H57ZM96 106V107H95ZM102 106H104L103 108H104V110L103 111H101L100 112V109L102 110L103 108H102ZM118 106V107H117ZM119 106H121V107H119ZM130 106V107H129ZM156 106V107H155ZM158 106V107H157ZM201 106V107H202ZM203 106V107H204ZM247 106V107H246ZM248 106H251V107H249L248 108ZM82 107H85V108H82ZM126 107V108H125ZM149 109H148V108ZM253 108V109H256V110H254V112L256 111L257 112V110H258V107L257 108ZM18 108V109H17ZM57 108V109H56ZM79 108H80V110H79ZM87 108H89V109H87ZM90 108H94V110H91ZM127 108L128 109H132V110H127ZM135 108V109H134ZM141 108V109H140ZM152 108V109H151ZM154 108V109H153ZM179 108H180V110H179ZM212 108V109H211ZM240 108H241V111H240ZM247 108H248V110H249V113H248V110H247ZM15 109V110H14ZM19 109H21V110H19ZM116 109V110H115ZM120 109V110H119ZM121 109H123V110H121ZM143 109V110H142ZM147 111H146V110ZM203 109H205V107L203 108ZM209 109V110H208ZM210 109H211V112H210ZM252 109V110H253ZM88 110V111H87ZM96 110V113L94 112ZM140 110V111H139ZM150 110H151V112H150ZM153 110V111H152ZM209 111V114H208V111ZM251 110V111H252ZM15 111V112H14ZM20 111V112H19ZM45 111H46V114H43V113H45ZM100 113H99V112ZM185 111V112H184ZM207 111V112H206ZM237 111H239V112H237ZM19 112V113H18ZM51 112V113H50ZM146 112V113H145ZM149 112H150V114H149ZM183 112V113H182ZM212 112H213V114H212ZM241 112V113H240ZM48 113H50L51 115H53V118H51V120L49 119L50 117L48 116V115H50V114H48ZM93 113V114H92ZM98 113L100 114V115H98ZM105 113V114H104ZM182 113V114H181ZM246 113V114H245ZM41 114V115H40ZM94 115L95 114V116H93L92 118H93V120H92V118H91V116L90 115ZM103 114V115H102ZM148 114H149V116H148ZM185 114V115H186ZM243 114V115H242ZM252 115L253 117H254V119H253V117L252 116H250V115ZM16 115V116H15ZM26 115V116H25ZM42 115L43 116H48V118L47 117H45V118H47V119H45L44 117H42ZM50 115V116H51ZM142 115V116H141ZM170 115V114H169ZM210 115V116H209ZM25 118H24V117ZM88 116L90 117V118H88ZM115 116V117H114ZM179 116V117H178ZM203 116V117H202ZM249 116H250V118L252 119V120H254V121H252L250 118H249ZM15 117V118H14ZM30 118V120L28 119L27 120V118ZM52 117V116H51ZM178 117V118H177ZM212 119H211V118ZM36 118H38V120L40 121V123H41V118H43L44 120H46V121H44V123L43 124H45V125H47V126H49L48 128H46L45 127V125H43V124H39V121L37 122V120H35ZM114 118V119H113ZM249 118V119H248ZM15 119V120H14ZM21 119V120H20ZM50 120V122H49V120ZM180 119H182V120H180ZM209 119H211L210 121H209ZM244 119V120H243ZM19 120V121H18ZM34 120L37 122V128H36V126L34 127V124H36V122H34ZM159 120V121H158ZM172 120H175V121H172ZM185 120V121H184ZM236 120H238V121H236ZM242 120V121H241ZM21 121V122H20ZM25 121V122H24ZM27 121V122H26ZM31 121H33V122H31ZM48 121V122H47ZM103 121V122H102ZM158 121V122H157ZM170 121V122H169ZM180 121V122H179ZM189 121V120H188ZM206 121V122H205ZM244 121V122H243ZM249 121V122H248ZM251 121V122H250ZM15 122V123H14ZM29 122H31V124L29 123ZM43 122V121H42ZM49 123V124H47V123ZM98 122H100V123H98ZM107 122V123H106ZM174 122H176V123H174ZM179 122V123H178ZM187 122V123H186ZM203 123V124H198L197 125V123ZM236 122H238V123H236ZM247 122V123H246ZM12 123V124H11ZM20 123V124H19ZM22 123V124H21ZM33 123V124H32ZM94 123V124H93ZM96 123V124H95ZM185 123H186V125H185ZM188 123H190V125L188 124ZM196 123V124H195ZM208 123V124H207ZM18 124V125H17ZM27 124H29V125H31V127L30 126H28L27 127ZM102 124V125H101ZM105 124V125H104ZM175 124L178 126H175ZM188 124V125H187ZM195 124V125H194ZM254 124V125H253ZM16 125V126H15ZM39 125H40V127H39ZM173 125H174V128H175V130H174V128H173ZM239 125V126H238ZM32 126H33V128H32ZM42 126H43V128H42ZM97 126V127H96ZM181 126V127H180ZM185 126H186V128H185ZM194 126V131L193 130H191V132H189V133H193L194 132V134H191L190 136H189V134H188V132L186 131L187 130V128L188 129H190L191 127H193ZM197 126L198 127H200L199 129H201L200 131H198V128H197ZM201 126H205L204 128H202ZM18 127V128H17ZM25 127H27V128H25ZM31 128V130H30V128ZM46 128V129H45ZM184 130V129H186L185 131H184V133H183V135H179V130H180V133L183 131L182 129ZM27 129V130H26ZM41 129L43 130V131H41ZM192 129V128H191ZM202 129H203V131H205L204 132V134L206 135L207 134V136H205V135H201V133L200 132H202L203 133V131H202ZM209 129V130H208ZM237 129H239V130H237ZM249 129V130H250ZM17 130V131H16ZM29 130V131H28ZM47 130H49L50 132H51V134H49V131H47ZM70 130V131H69ZM105 130V131H104ZM15 131V132H14ZM32 131V132H31ZM45 131V132H44ZM59 131H60V133H59ZM61 131H62V133H61ZM178 133H176V132ZM193 131V132H192ZM235 131H237V132H235ZM16 132H20V133H16ZM21 132L23 133V134H21ZM30 132V133H29ZM39 132V133H38ZM48 132V133H47ZM55 132H57V134L55 133ZM63 132H65L64 134H63ZM71 132V133H70ZM103 132V133H102ZM206 132H208V133H206ZM227 132V133H226ZM33 133V134H32ZM35 133L37 134V136L35 135ZM45 133H46V135H45ZM69 133V134H68ZM105 133V134H104ZM231 133V134H230ZM233 133V134H232ZM247 134H248V132H246ZM31 134V136H29ZM55 134L57 135L56 136V138H55V140L53 139L54 137H55ZM61 134V135H60ZM102 134V135H101ZM175 134H177V136L175 135ZM182 134V133H181ZM185 134V135H184ZM196 134V135H195ZM224 134H226V137H227V140H225L226 139V137L224 136ZM251 134V135H250ZM29 136V137H32V136H34L33 138L35 139V138H37L36 139V141H38V138H40L41 140V142L40 141H38L37 142V144L35 143L36 141L33 139V138H30L29 139V137H27V136ZM42 135V136H41ZM54 135V136H53ZM60 135V136H59ZM64 135H65V137H64ZM66 135H68L69 137H70V135H72L73 136V138L71 139H68V136H66ZM101 135V137L99 138V136ZM169 135H173V136H176V140H174V141H171L170 140V142H169V144H167V145H160V148L162 147V149H160V148H158L157 147V149H156V152H155V150H153L152 152H150L147 156H145V157H142V159H141V157H140V161L141 160H143V161H141L142 163H140V161L137 159H135V157H134V159H135V162L136 163H138V164H135L137 167L135 168V166L133 167L132 166V164L133 163H135V162H131V159H132V161H133V156L135 155H132V157L131 158H128V155H131V153L133 154V152H135L136 153V150L137 149H135L134 147H136L137 145H139V146H141V148H143V147H145V146H148L151 142L149 141V143L148 142H146V140L148 141V140H153L152 142H154V144H156L158 141H160L161 139H162V141L163 140H165L164 139V137H169ZM179 135V136H178ZM197 135L199 136V139H198V137H197ZM210 135V136H209ZM230 135V136H229ZM98 136V137H97ZM106 136V137H105ZM183 136H185V137H182ZM189 137L188 139H187V137ZM192 136H194V137H192ZM223 136H224V138H223ZM24 137H25V139H24ZM47 137H53V138H47ZM59 137V138H58ZM63 137V138H62ZM75 137V138H74ZM161 137V138H160ZM163 137V138H162ZM179 137H180V139H179ZM201 137V138H200ZM202 137H208V138H206V139H204V138H202ZM228 137H229V139H228ZM239 139H238V138ZM240 137L243 139L244 137V139L246 140V141H255V143H253V144H255V146H251V144H250V147L252 148L251 150H250V148H248L249 150H247V148L246 149H244L245 147H247V145H248V147H249V144L247 143V145H246V141L244 142V141H241L242 139H240ZM253 137V138H254ZM22 138V140H20ZM45 140H44V139ZM66 138L68 139V140H66ZM77 138V139H76ZM97 138V139H96ZM99 138V139H98ZM150 138V139H149ZM160 138V140H158V139ZM178 138V139H177ZM212 138V139H211ZM223 138V139H222ZM237 138V139H236ZM252 138V137H251ZM33 139V140H32ZM61 139L59 140L60 142L58 143V144H60L61 143ZM80 139V140H79ZM191 139V140H190ZM210 139V140H209ZM16 140V141H15ZM48 140H52V142H50V141H48ZM55 142H54V141ZM72 142H71V141ZM75 140H78V141H75ZM81 140H83V141H81ZM93 140V141H92ZM158 140V141H157ZM207 140V141H206ZM240 140V143L242 144H244L245 145V147L243 146H241V144L240 143H238L237 141H239ZM261 142H260V141ZM42 141H45L44 143H45V145H44V143L42 142ZM228 141H230V142H228ZM231 141H232V144H231ZM233 141H234V143H233ZM236 141V142H235ZM24 142V143H23ZM33 142H34V144H33ZM69 142H71V143H69ZM82 142H84L85 143V147L81 144ZM174 142V143H173ZM224 142H228L227 143V145L224 143ZM249 142V143H250ZM43 143V144H42ZM83 143V144H84ZM86 143H88V144H86ZM116 145H114V144ZM118 143V144H117ZM121 143V144H120ZM130 143L131 144H133L134 145V147H132L133 145H130ZM135 143V144H134ZM137 143V144H136ZM148 143V144H147ZM236 143V144H235ZM41 144V145H40ZM63 144V142L60 144V146H65V143H64V145H62ZM113 144V145H112ZM171 144V145H170ZM225 144V145H224ZM228 144H231L230 146L228 145ZM239 146L238 148L235 146ZM54 145V144H53ZM53 145H51V147L53 146ZM87 145V146H86ZM120 145V146H119ZM169 145V146H168ZM232 145H234L235 147H236V149H235V147L234 146H232ZM21 146H19V147H21ZM36 146H33L32 148H30V149H32V150H28V154L27 153H24V152H22L21 150H20V152L18 153V151L17 150H15L16 152H14V150H13V152H12V157L10 156V158L12 159H9V161H7V165H10L11 167H9L10 168V171L14 174V177L16 178L17 176V178H21V176H20V174L22 175V177H25L24 175H26V176H28V175H34L35 173H38L37 175L39 176V177H41L40 176V174H41V172H43V175L44 176H47V175H45L44 173H47V172H49V170L50 171H52V170H55V169H53V168H55L56 167V171H57V174H58V177L61 175L62 176V178L64 177L65 179H70V178H72V174H73V172L74 171H72L71 169V171L69 170V168H66V166L64 165V164H62L63 165V167L64 168H62V166H61V164H60V162L57 160V158H56V155H57V153H55V152H64L65 154H69L68 156H71V153L72 152H70V150H68L67 149V147H66V149L64 148V147H60V149H58L59 147H57V149L55 148L56 146L54 145L51 149H53L52 151H50L51 149L50 148H47L48 147V145H47V149L46 150H49V152L47 151L46 152V150H44V149H42V150H44V153L42 152V156L43 157H40V158H42V159H44V158H47L46 160L48 161L49 160V162H46V160L45 161H43L44 163H40V162H42V161H40V162H38L39 160H41V159H39L38 157H39V155H38V153H40V152H38V151H40L41 149H39L38 147H36ZM59 146V145H58ZM83 146V147H82ZM88 146H89V148H88ZM112 146V147H111ZM113 146H115V147H113ZM120 147V150H119V148H116V147ZM166 146H168V147H166ZM232 147V148H234L235 150L233 151V150H231V152L229 153L228 152V150H230V148H227V147ZM260 148H259V147ZM262 146V147H261ZM85 148V151L87 150V152H85V154L84 153H82L81 151H79V149H82V148ZM128 147H129V151H127L126 150V152L124 151L126 148L128 149ZM130 147H132L133 149L131 150V148ZM28 148V149H29ZM37 148H38V150H37ZM55 148V149H54ZM79 148V149H78ZM112 148V149H111ZM115 148V149H114ZM136 148H138V146L136 147ZM164 148V149H163ZM240 148H243V150L242 149H240ZM65 149V150H64ZM106 149H108V150H106ZM114 149V152H111L112 150ZM160 149V150H159ZM254 149H255V151H254ZM34 150H37V151H34ZM57 150V151H56ZM246 150V151H245ZM65 151H67V153L65 152ZM69 151V152H68ZM72 151V150H71ZM84 151V150H83ZM116 151H118V153L116 152ZM123 151L125 152V153H123ZM133 151V152H132ZM162 151V152H161ZM208 152V153H206L205 155L207 156V154H209L207 157L204 155V154H202L201 155V152ZM243 151V152H242ZM259 153H258V152ZM31 152H33V153H31ZM38 152V153H37ZM45 152H46V154H45ZM92 152V153H91ZM102 152V153H101ZM128 152V155L126 154ZM154 152H155V154H154ZM171 152V153H170ZM237 152L238 154H236V155H238V156H236L235 155V153ZM246 152V153H245ZM250 152V155L248 154ZM254 152V153H253ZM261 152V153H260ZM23 153V154H22ZM36 153H37V155H36ZM87 153V154H86ZM96 153V154H97ZM121 153V152H120ZM152 153V154H151ZM170 153V154H169ZM241 153V154H240ZM27 154V155H26ZM29 154H31V155H29ZM45 154V155H44ZM47 154H52L51 156L49 155V156H46ZM73 154V153H72ZM75 154V153H74ZM80 154V155H81ZM97 154V155H98ZM105 154H107V155H105ZM245 154V155H244ZM249 156H248V155ZM253 154H255L254 155V158L255 157H257L256 159H254V158H250V157H252L253 156ZM21 155V156H20ZM22 155L24 156V157H22ZM33 155H35V158H33L34 156ZM96 155V156H97ZM151 155V156H150ZM164 155H166V156H164ZM173 155V156H172ZM179 156L178 157V159H177V157L176 156ZM204 155V156H203ZM229 155V156H228ZM242 155H244L245 156V158L247 157H249L252 161V163L251 162H249V161H247V158H246V160H245V158H244V156H242ZM258 155V156H257ZM14 156V157H13ZM41 156V155H40ZM46 156V157H45ZM125 156L127 157V158H125ZM136 156V155H135ZM156 156V157H155ZM164 156V157H163ZM168 156L172 159V160H169V162H167L166 161V158H168ZM203 156V157H202ZM228 156V157H227ZM230 156H231V158H230ZM19 157V158H18ZM27 157H32V158H27ZM50 157H52V158H50ZM117 157H118V159H117ZM147 157V158H146ZM174 157V158H173ZM235 157V158H234ZM240 157V158H239ZM241 157H242V159H241ZM18 158V159H17ZM20 158H23V159H20ZM38 159V161L37 160H34L33 161V159ZM110 158V157H109ZM125 158V160H123V159ZM136 158H137V156H136ZM151 158V159H150ZM157 158V159H156ZM159 158V159H158ZM27 159H29V160H27ZM30 159H32V162L33 163H35L34 165L36 166L37 165V163H38V165L36 166L37 168H38V166H39V169H36V168H34L35 166L33 165V163L31 162V160ZM52 159V160H51ZM68 159H70L69 157H67V161H69ZM149 159L151 160V162L149 161ZM181 159V160H180ZM262 159V160H261ZM18 160V161H17ZM23 160V161H22ZM26 160V161H25ZM145 160V161H144ZM156 160V161H155ZM158 160V161H157ZM159 160H160V163H159ZM234 160V161H233ZM241 160V161H240ZM249 160V159H248ZM253 160H255V161H253ZM258 160H260V162L258 163ZM30 161V162H29ZM51 161H52V163H51ZM65 161V160H64ZM129 162V163H127V162ZM146 161H149V163L148 162H146ZM153 161V162H152ZM177 161V162H176ZM262 161H263V163H262ZM10 164H9V163ZM11 162L13 163V164H11ZM28 162H29V164H28ZM37 162V163H36ZM147 163V164H151V163H154L155 162V165H156V167H155V165H153V164H151L150 166L149 165H144V163ZM176 162V163H175ZM48 163V164H47ZM49 163H51L52 165L54 164V167L53 166H50L49 165ZM132 163V164H131ZM164 163V164H163ZM221 163H223L224 165L222 166V164ZM235 163V164H234ZM244 163V164H243ZM256 163V164H255ZM14 164H18V165H14ZM20 164V165H19ZM23 166H22V165ZM24 164H25V168H24ZM41 164V165H40ZM47 166H46V165ZM160 164V165H159ZM168 164V165H167ZM176 164V165H175ZM251 164V165H250ZM29 165H33V166H30V167H28ZM43 165V166H42ZM49 165V166H48ZM139 165H141L143 168H145L146 166H149V167H151L152 165V168H151V170H152V172H151V170L150 171H148L150 168L149 167H146V168H149L148 170L146 169H144L146 172V176H145V178L147 177V175H148V173H149V177H147V179L149 178V181L147 180V179H143V174H140L141 172V170L143 169L141 166H139ZM166 165V166H165ZM232 165H234L235 166V168L232 166ZM254 165V166H253ZM15 166V167H14ZM44 166H46L47 168H43V171H42V167H44ZM119 166V167H120ZM138 166H139V168H138ZM161 168H160V167ZM232 166V167H231ZM257 166V167H256ZM18 167V168H17ZM21 167H22V169H21ZM34 169H33V168ZM49 167V168H48ZM140 167L142 168L141 170H140ZM154 167V168H153ZM243 167H245L246 168V170L248 171H244V169L245 168H243ZM24 168V169H23ZM30 168V169H29ZM51 168V169H50ZM102 168V169H101ZM123 168H125V169H123ZM128 168V169H127ZM132 168L133 169H135V171L133 172L132 171ZM156 168V169H155ZM170 168H172V169H170ZM200 168V169H199ZM243 168V169H242ZM29 169V170H28ZM31 169H33V170H31ZM36 169V170H35ZM46 169V170H45ZM49 169V170H48ZM63 169H67L68 171H69V173L70 174H68L67 175V173H68V171L66 172V171H64L63 172ZM112 171V172H110V170ZM231 169V170H230ZM242 169V170H241ZM258 169V170H257ZM17 170H19V171H17ZM24 172H22V171ZM37 170H39L38 172H36ZM48 170V171H47ZM105 170V171H104ZM117 170V172H115ZM118 170L119 171H121L120 173L118 172ZM140 170V171H139ZM144 170H143V172H144ZM153 170H155V171H153ZM230 172V173H228V171ZM27 173H26V172ZM47 171V172H46ZM101 171H103V174H101L102 172ZM140 173H139V172ZM237 171V172H236ZM242 171H244V172H242ZM16 172V173H15ZM19 172V173H18ZM31 172V173H30ZM71 172H72V174H71ZM101 172V173H100ZM108 172H110V173H108ZM113 172H115V173H113ZM137 172V173H136ZM220 172V173H219ZM51 173V172H50ZM52 173L54 174V171H52ZM51 173V174H52ZM56 173V172H55ZM98 173H100V175L98 174ZM151 173H152V175H151ZM155 173V174H154ZM156 173H158V174H156ZM165 173V174H164ZM167 173H169V174H167ZM170 173H172V174H170ZM245 173H247V175L245 176V177H243L244 175H245ZM24 174V175H23ZM50 174V175H51ZM57 174H54L55 175V177H54V175H52L53 177H54V180H55V178H56V175ZM139 174V175H138ZM168 176H167V175ZM36 175V174H35ZM33 176V177H31L30 176V178H29V176L26 178V181L27 182H29V180H30V182L29 183H31L32 184V182H38L37 184H40L41 182H42V184H45V183H47L48 181L50 182V180H51V182L53 183L54 181H53V177L52 178H50L51 176H47V177H49V179H46L45 177H43V175H42V178H38L39 180L37 181L36 179H37V177L38 176ZM71 175V176H70ZM116 175V176H115ZM132 175V176H131ZM139 176V177H137V176ZM141 175V176H140ZM145 175V174H144ZM225 175V176H224ZM237 175V176H236ZM242 175V177H240ZM152 176V177H151ZM153 176H155V177H153ZM161 176V177H160ZM121 177H123V176H121ZM157 177H159L158 179H156ZM239 177V178H238ZM34 178V179H33ZM45 178V179H44ZM131 178H132V181H131ZM142 178L144 181L142 182L140 179ZM237 178V180H235ZM253 178H255V177H253ZM58 179V178H57ZM56 179V180H57ZM65 179H63L64 181H65ZM134 179V180H133ZM155 179H156V181H155ZM55 180V181H56ZM126 180H128V181H130V182H128V181H126ZM161 180V181H160ZM166 180V181H165ZM203 180V181H202ZM231 180H232V182H231ZM256 180H257V182H256ZM134 181V183H132ZM146 181H148V182H146ZM169 181H171V182H169ZM232 184L234 181H235V183H237V184H241L242 183V186L240 185V186H236V187H233V186H231L230 184H228L229 182ZM245 181L248 183V184H245ZM50 182V183H51ZM83 181H80V183H82ZM163 184H162V183ZM164 182H166V183H164ZM196 182V183H195ZM220 182V183H219ZM239 182V183H238ZM243 182H244V184L246 185H244L243 184ZM51 183V184H52ZM140 183H138V184H140ZM145 183L144 184H142V185H140V187L141 188H139V190L137 189L136 190V194H135V196H137V198L138 197H141V198H139L140 200H144V199H146L150 194H152L153 196H155L156 198H161V196H162V198H165L163 195H159V194H157V193H155V191H151V192H149V191H146V192H148V193H146V194H142L145 190H147V187H146V185H149V184H146L145 185ZM157 183V184H156ZM159 183V184H158ZM173 183V184H172ZM202 183V184H201ZM34 184V183H33ZM53 184H55V182L53 183ZM125 184V185H124ZM137 184V185H138ZM222 184V185H221ZM157 185V186H156ZM203 185V186H202ZM260 185V186H259ZM123 186H125V187H123ZM169 188H168V187ZM172 186H173V188H172ZM245 186V187H244ZM54 187H56V186H53L52 187V189L54 188ZM167 188V190H165V188ZM184 187V188H183ZM199 187H200V189H199ZM201 187H203V188H201ZM222 187H224V188H222ZM229 189H228V188ZM171 188V189H170ZM175 188V189H174ZM193 188V189H192ZM217 188V189H216ZM52 189H51V191H50V193H56L57 194V192L55 191L56 189H57V187L56 188H54L53 189V191H52ZM127 189V188H126ZM143 191H141V190ZM144 189V190H143ZM195 189V190H194ZM202 189V190H201ZM214 189V190H213ZM218 189H220V191L218 190ZM231 189V190H230ZM247 189V190H246ZM174 190V191H173ZM178 192H176V191ZM199 190V191H198ZM211 190H213V191H211ZM262 190H264V189H262ZM37 191H40V193H43V191L42 190H37ZM185 191V192H184ZM202 191V192H201ZM234 191L236 192V193H234ZM240 191H241V193H240ZM97 192V193H96ZM138 192V193H137ZM140 192H142L141 194H140ZM211 192V193H210ZM231 192V193H230ZM244 194H243V193ZM38 193L39 192H37V195H38ZM39 193V194H40ZM94 193H96V195L98 194V191L97 190H95V192H93V194ZM167 193V194H166ZM175 193L177 194V195H175ZM181 193V194H180ZM139 194V195H138ZM156 194V195H155ZM180 194V196H178ZM183 194V195H182ZM229 194V195H228ZM233 196H232V195ZM59 195H61V193H60V191H59ZM205 195V196H204ZM241 195V196H240ZM224 196V197H223ZM226 196H227V198H226ZM185 197V198H184ZM236 197V198H235ZM209 198V199H208ZM219 198V199H218ZM225 198V199H224ZM189 199V200H188ZM218 199V200H217ZM221 199V200H220ZM237 199H240V201L238 200L237 201ZM242 199V200H241ZM196 200V201H195ZM202 200H204V201H202ZM225 200V201H224ZM198 201H199V203H198ZM208 201V202H207ZM236 203H235V202ZM242 201V202H241ZM204 202H206V203H204ZM211 202H212V204H215V205H217L218 207H220V205H221V207H220V209L222 208L225 212V214L227 215V216H225L224 214H223V216L226 218V219H224V221L226 222H224L223 221V216H222V213L220 212V211H216L215 209L216 208H218L217 206H215V205H212L211 204ZM231 202V203H230ZM188 204V206H187V204ZM190 203V204H189ZM207 203H209L210 204V207H209V204H207ZM241 203V204H240ZM230 204H231V206H230ZM197 205L200 207V210L202 209L203 211H199V209H198V207H197ZM205 205V206H204ZM229 205V206H228ZM237 206V207H235V206ZM238 205H240L241 206V208H239L240 206H238ZM190 206H192V207H190ZM201 206L203 207H205V210H207V211H205L204 210V208H201ZM215 206V209L213 210L212 208ZM208 207H209V209H208ZM212 207V208H211ZM233 208V210L231 209V208ZM244 207V208H243ZM230 208V209H229ZM248 208V209H247ZM196 209H198V211L200 212V214H196V215H198V217L193 213V212H191V211H194L195 213L197 212V210ZM227 209V210H226ZM186 210H187V212H186ZM231 210L234 212L233 213V215L231 214L232 212H231ZM249 210V211H248ZM258 210H259V212H258ZM212 211V212H211ZM213 211H216V212H219V213H221L220 214V218H217V217H215L214 215H216L217 213L216 212H213ZM226 211H227V213H226ZM251 211H254V212H252V216H253V219H251V218H248V217H250L251 215H250V213H251ZM189 212V213H188ZM207 212V213H206ZM239 212V213H238ZM241 212V213H240ZM262 212V213H261ZM188 213V214H187ZM194 214V216H193V214ZM198 213V212H197ZM210 213H213V217H212V215L210 214ZM219 213H218V215H219ZM257 213V214H256ZM189 214H190V216H189ZM229 214H231L232 215V217L231 216H229ZM234 214H236V216H238V217H236ZM256 214V215H255ZM263 214V215H262ZM211 215V216H210ZM244 215H245V217H244ZM247 215V216H246ZM192 216H193V218H192ZM197 217V219H196V217ZM223 218H222V217ZM219 217V216H218ZM229 217H231V218H229ZM237 218L236 220H238V222L236 223V221H235V219H232V218ZM200 218H201V220H200ZM204 218V219H203ZM201 221H199V220ZM230 219H232V220H230ZM244 219H246V220H244ZM195 220H197V221H195ZM241 220V221H240ZM249 220H250V223H249V225H248V222H249ZM252 220V221H251ZM253 220L255 221V223L253 222ZM185 221H187V223H185ZM244 221V222H243ZM224 222V226L222 225V223ZM228 222H230V223H228ZM246 222V223H245ZM251 222H253L254 224H251ZM210 223V224H209ZM243 223V224H242ZM203 224V225H202ZM207 224V225H206ZM216 224V225H215ZM227 224H229V225H227ZM239 224V225H238ZM193 225V226H192ZM200 225V226H199ZM212 225H214V226H212ZM191 226H192V228H191ZM208 226L210 227V228H208ZM186 227V228H187ZM237 227V228H236ZM194 228H196V229H199V230H196L195 231V229ZM225 228V229H224ZM226 228H228V230L226 229ZM256 228V229H255ZM258 228V229H257ZM185 229V230H184ZM210 229V230H209ZM216 229H217V231H216ZM212 230H215V231H212ZM225 230V231H224ZM236 230V231H235ZM254 230V231H253ZM191 231H193V235H192V232ZM195 231V232H194ZM199 231V232H198ZM221 231V232H220ZM227 231H228V233H227ZM230 231V232H229ZM178 232H180V230L178 231ZM182 232H183V234H182ZM198 232V233H197ZM205 232H206V236H205ZM233 232V233H232ZM197 233V234H196ZM216 233L218 234V235H216ZM178 234V233H177ZM187 234V235H186ZM200 234V235H199ZM203 234V235H202ZM260 234V235H259ZM180 235V234H179ZM183 235V236H182ZM202 235V236H201ZM208 235V236H207ZM214 235V236H213ZM223 235V236H222ZM232 235H234V236H232ZM241 235V236H240ZM189 236H190V239H189ZM216 236V237H215ZM231 236V237H230ZM258 236H259V238H258ZM197 237H198V239H197ZM206 238L205 240L206 241H208V242H206V241H204V239L203 240H201L202 238ZM210 237V238H209ZM239 237V238H238ZM242 237V238H241ZM199 238H200V240H199ZM213 238V239H212ZM216 238V239H215ZM234 238H236V239H234ZM248 238V239H247ZM253 238V239H252ZM184 239H185V241L186 242H188V243H186V242H184ZM188 239V240H187ZM211 239V240H210ZM239 239H240V241H239ZM252 239V240H251ZM199 240V241H198ZM217 240V241H216ZM227 240H231L230 241V244H229V241H227ZM235 240V241H234ZM243 240V241H242ZM178 241V242H177ZM181 241H183L184 243V245H182V243H181ZM189 241H191V242H189ZM238 241V242H237ZM258 241V242H257ZM210 242V243H209ZM213 242H214V244H213ZM217 244H216V243ZM242 242V243H241ZM251 242V243H250ZM180 243V244H179ZM186 244L188 245L189 244V246H186ZM190 244H191V246L192 247H190ZM198 247V250L196 249V248H194L193 249V247H196L195 245ZM202 246V245H204L205 247H207L208 246V250L205 248L204 249V246H202L203 248L201 249V248H199V246ZM233 245V246H232ZM256 245V246H255ZM184 246V247H183ZM200 246V247H201ZM187 247V248H186ZM244 247V248H243ZM212 248H214V249H212ZM218 248V249H217ZM250 248V249H249ZM193 249V250H192ZM199 249H201V251L204 249V251H207V253H205V252H203V255L202 254H199V252L200 253H202ZM211 250V251H210ZM212 250H214L215 252H212ZM218 250V251H217ZM252 250V251H253ZM195 251L197 252V253H195ZM184 252V253H183ZM211 252L213 253V255L211 254ZM226 252V253H225ZM229 252V253H228ZM182 253L184 254V255H182ZM193 253H195L194 255H193ZM206 255H205V254ZM216 253V254H215ZM189 254H191V255H193V256H190ZM211 254V255H210ZM228 254V255H227ZM180 257H179V256ZM186 255H189L190 257H192V259L188 256V257H183V256H186ZM197 256V257H196ZM201 256V257H200ZM214 256V257H213ZM196 257V258H195ZM225 257V258H226ZM253 257V259L254 258H257V256L256 255H254V256H252ZM188 258H190V259H188ZM213 260H212V259ZM181 259V260H180ZM195 259V260H194ZM197 259V260H196ZM177 260H176V262H175V264L176 263H178L177 262ZM218 260V261H217ZM199 263H198V262Z\"/></svg>",
    "mask_w": 264,
    "mask_h": 264
}]
</instances>
